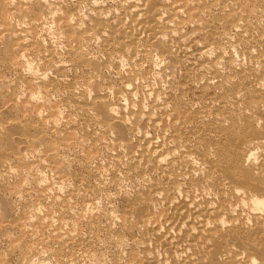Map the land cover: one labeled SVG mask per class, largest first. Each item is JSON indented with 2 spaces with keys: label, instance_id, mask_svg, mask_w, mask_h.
Instances as JSON below:
<instances>
[{
  "label": "rangeland",
  "instance_id": "rangeland-1",
  "mask_svg": "<svg viewBox=\"0 0 264 264\" xmlns=\"http://www.w3.org/2000/svg\"><path fill=\"white\" fill-rule=\"evenodd\" d=\"M46 1L49 3V5H51L50 4V0H46ZM58 1H61V0H58ZM94 1L95 2L97 1L96 3H99L100 5H103L105 8L107 7L106 8V11L109 10L110 12H112V13H110L109 11H107V12H109V14L106 12V14H108L110 16H112V15H118L120 11L123 12L124 7H125V3H126L125 0H81V1L80 0H62L61 2H59V5H58L59 6V9L57 10L58 12L56 11L57 12L56 13L55 11H53L52 13H50L48 15L49 18L46 19L47 20L46 21L47 24H46L45 29L44 28H39V34L42 37V38L40 37L41 40L44 41V43L52 46L53 49L51 47L50 48L52 49V51L54 52L55 55H54V59L51 60L52 62H49L48 63L47 61L35 60V61L32 62L31 65L33 67V70L35 72H37L38 74H42L43 72L48 71V78H54L56 76L55 78L56 79L58 78L57 80L60 82L59 92H56L53 95L54 97L53 96L52 97L54 98L53 99L54 101L60 103V105L59 104H57L58 106L56 105L55 110L58 109L61 112L64 111V113L63 112L62 113L60 112L61 114H59V116H58L59 118L57 120V124H56L57 126L55 125V128L56 129L55 128L54 129H55L56 136L57 135L58 136L60 135L61 138H64L69 133H72V135H70V136L73 137L72 142L74 143V145H73V149L71 151L73 154L70 152V155H69V153H65L63 151L64 150V146L63 145H60L63 142V140L58 141V139H52L54 141H52L51 144H55L56 143V144L60 145L59 148H58V150H60V154L62 156L64 155V159H63L64 162H63V165L61 164V166L65 170L67 169L66 171H68L66 173H65V171H64V173H62V181H61V179H59L60 178L59 176H58L59 178L57 177L58 174L56 175V173H57L55 171L56 169L55 170L53 169L54 170V173H53L52 169L43 167L39 163V161H38V154L45 156L46 154H49L51 152V151L49 152V149L47 148V144H45L43 142L38 143V145H35L34 148L33 147L32 148H29L28 151L26 150L27 152L25 151L26 153L24 152L25 153L24 156H26L25 159H26L27 162L25 161L26 163L20 164V167L19 166H15L14 167L16 170H17V168L19 170L16 171L13 168L15 170L14 171L12 169L14 172L11 170L12 172L10 171L8 173H4V172H1L0 173V206H1L0 207V225H1V227H0V260L1 259L3 260L2 264H42V263L43 264H47V263L48 264H60V263L62 264L61 259H63V260L65 259L64 262L70 261L68 263L66 262L67 264H106V263L107 264H114V263L115 264L116 263L117 264L118 263L119 264H133V262H134V264L135 263L136 264H223L222 262H220L221 260L216 257V254L214 252L215 251L214 249L216 248V246H214V245H216V244H213V243H216V242L220 245V247H222L221 249H223L225 252L228 249H229L228 252L229 251H232V253L230 252V255L231 256H234V257H237V259L236 258L235 259L239 262V264L240 263L241 264H253V260H256V259H252V257L256 258V256L258 257V255H259L260 258L257 259V261H255V264H256V262H257V264H259L258 262H260V264H264V259H263L264 258V256H263L264 255V252L262 250V249H264V247H263L264 246L263 245L264 244L263 243L264 241H262L263 240V237H261L262 235H264V233L262 234L261 232L260 233L257 232L259 226L255 223L254 218L249 213V209L247 211V210H245V208L242 209L243 207L241 208L240 206H237V208H236V206H231L232 204H230V203L232 201L230 202L231 199L229 198L228 193H227V195H225L224 193H222L223 190H219L218 189L220 186H222L221 185V181L220 182H215L216 183V185H215L214 182L212 183V181H211V183H210V181L208 182V180H206L204 178V182L201 183L203 181V179H202L203 177H205L207 174H209V172L216 171L215 169H219V167L217 165L215 166V164H212V163L209 164L207 162V160H206L207 157L205 158L206 151H204V150L201 151L200 150L201 151V153L199 152L201 154L200 155L195 150V148L197 147L196 146L197 135L194 134L190 130V128H189V125L190 124H186L187 127H186L185 124H184V126H182L181 132H183V134L180 132V134H177V136H174V133L172 131L173 129L169 125V124H171L172 119H173L172 118V115H171V109L172 108H171V106H167L166 105L171 100H174V99H175V101L179 100V103H181L179 105H180V107L182 109H186V110L191 111L195 107L196 109H194V111H196L197 115L200 117L202 115V113H203L202 116H204V113H206L208 111H211L212 110L211 108L214 107V104H215V107H216V105L217 106L220 105V101L221 102L223 101L221 104H225V101H227V99H225V97L226 98L229 97L228 100H230V102L232 104V101L231 100H234V97L235 96H240V97L244 98V100H242L241 102H237L238 104L236 103V101H233V102H235L237 106L240 104L238 107L240 109H243L245 107V105H246V101H248V99L250 97L254 96L253 95L254 92L255 93H257V91L259 92L260 89H258V88H261L262 86H264L263 85L264 84V80H263L264 79V71L262 72V70L260 69L261 67H260L259 63L257 62V59L260 58L259 55H261V53L264 56V40H263V45H262V43H260L258 41H254V42H256V43H254V42H252V40L251 41H247L248 43L246 41H238L237 38H236V36L234 34L233 35L235 37L232 35L233 32L230 33L231 31H229V27H227V25L225 26V22L224 21H222V22L220 21V18L227 19L228 17L231 18L230 15L233 16V17H235L236 15L234 16V15H232L230 13V15L226 17L227 13H229V12H226L227 10H225L226 13H224V10H223L222 3L221 2L214 1V0H205L204 2H206V4L208 5L209 9H211V11H210V14L209 15H206L205 16V19L203 18V20H200L199 23H200V26L204 28L203 31H206L208 29V27H207V25H206L205 22H206V20H208V23L210 24L209 25L210 27H209L208 30H209L210 33H213L214 34V36H215L214 43L216 41V44L217 45L214 44V46H213V44L210 42L211 36L208 35L209 32L208 33L206 32V33H204L201 36L198 47H201L202 48L204 44H205L204 47L206 45H211L212 44L211 47H213V51H214V54H212V55H214V57L212 55L211 56L213 58H211V57H209V58H203V57H201V58H203V60H204L203 61L200 58V56H201L200 54L203 53V51L205 49H202L203 51L202 50H200V51L199 50H196L193 47H190V48L187 47V48L184 49V47L183 48H180V46L178 44V40L181 38V36L183 34H187L188 35V34H191L192 32L194 34H196V31H197V24L196 23H193L194 25H192V26H191L192 23L189 24V25H186L184 28L183 27H178L177 28L176 25H174V24L172 25V26H174V30L173 31H169L168 34H166V36L164 37L165 40H164V43L163 44H165V45H163V47H167L168 46L167 48H169V52H171V54H172L173 57H168L167 55L166 56L161 55L160 54V52H161L160 51V48L159 49L158 48L156 49V47L155 48L148 47V51L145 54H141L140 53L139 54L140 55L139 57H138V55H136V58H134L133 63H132V60H130V58L127 57V56H125V55H121L120 54V55H116V57H115V55L111 57V56H109L108 53H105V51L103 52V50L100 49L101 48L100 47L101 40H100V38H97L96 37V38H94L95 40L94 39L91 40L90 43H88L84 47L85 56L88 59H90V61H94L95 60V61L100 62V65H102V66L98 65L97 66V69H96V72H94V74L91 75V76H93V80H91V81L98 82V85L96 87H94L92 85H89V84H91V83H88L90 80L87 82L88 84L85 83L87 80L85 81V79H83V76H81L80 72L77 71L75 68H73L70 65L71 62H68V60L66 62V59H65V56H66L65 55L66 54V51H65L66 44L63 43V42H65V38L62 37L64 35L58 29V26H57L56 22H53V21H55V18L51 16V14L52 15L55 14L53 16L56 17V14L58 15L59 13H61L59 15H64V14H67V12H69V14H71V16H70L71 18L70 19H71V22L72 23H77V24H79V26L81 25L80 26L81 28H84V26L86 28V26H89L90 24H93L94 20L99 19V18H101L103 16L100 12H98L99 10L96 7V3ZM102 2H103V4H102ZM104 3L107 4V5H105ZM120 3L121 4L123 3V4L121 5ZM99 4H97V5H99ZM117 6H119V7H117ZM108 7H109V9H108ZM95 8H97V9H95ZM118 8H120V9H118ZM115 9L117 11H115ZM255 11H256V13H255ZM257 12H258V9L257 10L255 9L253 11V13H251V14H254L255 13V15L256 14L258 15ZM255 15H252L250 17L251 19L249 18L248 20L252 23V25L254 24L253 25L254 28H255L254 31H256V30L258 31V33H255L254 32V34L256 35V37H258L260 35L259 33L262 30L260 28H262V27L264 28V21H262L263 26L262 27H258V26H261L262 25L261 24V20L262 19H260V16H257V15L255 16ZM254 17H256L257 19L256 18L254 19ZM253 20H254V23H253ZM222 23L224 25H222ZM222 26H224V27H222ZM213 29H215V30H213ZM227 30L229 32H227ZM190 31H191V33H189ZM173 32H174V34H173ZM178 32H179V34H178ZM226 32L227 33H230V35H232V37L230 36L231 38H234V39L236 38L235 39L236 41L234 39H231L230 38L231 41L234 44L232 46H235V47H232V46L229 47L230 46L229 43L227 41H225L226 39L224 37H222L225 34L227 35ZM167 38H168V40H167ZM223 38L225 40H223ZM60 40H61V42H60ZM218 43H221V44H218ZM244 43H247V44L244 45ZM249 43H251L250 45H252V47L249 45ZM177 44H178L179 47L177 46ZM258 44H260L261 46L260 45L258 46ZM215 46H217V48ZM221 46H222V48H221ZM218 47H219V50L225 49L223 51L226 54L224 52L222 53L221 52L222 50L220 51L221 53L220 52L217 53L219 51L218 50ZM250 47L253 50H254V48L256 49V47H257V49L254 50L255 52L253 51L255 53V56H254V54L251 56V53L248 50ZM186 49H188V50L190 49V50L188 51ZM216 50H217V52H216ZM244 50H245V52L246 51L247 52L245 53ZM2 51H4V49H2ZM185 51H187V52H185ZM155 53H157V54H155ZM166 53H168V52H166ZM249 54H250V56H249ZM222 56H223V58H222ZM224 56H225V60H228V61H225V60L224 61H221L220 64H223V65H226V66H223V69H222L221 68V65L219 64L220 65L219 68H220V70H223L224 72L226 71L227 74L224 73L223 71H220L222 73H220V75H218V77H217V74L215 72H213V70H209L208 67L209 66L212 67V65L215 64V61L216 60H218V61H216V63L220 62L219 60H223L224 59ZM113 57H115V58H113ZM117 57H118V59H117ZM198 58H200V59H198ZM251 58H253V59H251ZM119 59H121V60H119ZM120 61H122V62H120ZM233 61L234 62H237V63L235 64ZM130 62H131V64H130ZM223 62H225V63H223ZM118 63H119V65H118ZM121 63H123V64L121 65ZM135 63H136V65L134 66ZM210 63H212V64H210ZM238 63H240V64H238ZM54 64L64 65V67L66 66L65 67L66 70H64V72L65 71L66 72L65 73L62 72V74L61 73L60 74H56L55 71H53L52 69H49ZM233 64H234V66H233ZM257 64L259 66H257ZM139 65H140V67H139ZM235 65L237 66V68L235 67ZM201 66H202L203 70H200V69H202V68H200L199 69L200 71H199L197 68H199ZM203 66H205V67H203ZM98 67H99V69H98ZM156 67H158V68H156ZM227 67H228L229 70L227 69ZM235 69H236V71H235ZM97 70H101L100 73ZM206 70L207 71L209 70L208 72H210V73H207ZM26 71H28V70H26V69L23 70L22 68H17V67L11 68V69H7L5 66H3V64H2V62L0 60V98H2L1 99L2 102H4V103L6 102V103L9 104V105L8 104H5L6 106L8 105V107H4L3 108V113L8 110V112H5L4 113L5 116L3 118H4V122L6 120L5 123L7 124V127L9 128V129L7 128L9 130L7 132H10V129H11V131H13V130L16 131V132L13 131L14 137L15 136H20L19 133H17L18 129L12 127L13 124H15V122H17V118L19 116H16V114L19 113L20 111H19V109H17V107H15V106L13 107V103L12 102H14L13 101V99H14V100L17 101V103H22V101H24V99L22 100V97L25 94H26L25 97L28 98V91H29L28 88H29L30 84L28 86H26V84H28V79H29V76H31V73H29V72L26 73ZM195 71H196V73H195ZM228 71H229V73H228ZM251 71H253V72L255 71L254 72L255 75ZM246 72H247V74H246ZM248 73H249V75H248ZM195 74H197V75H195ZM100 75H101V77H100ZM209 75L212 76L211 78L213 80L210 79ZM247 75L251 77V79H249L250 81H247V79L250 78ZM205 76H206V79H205ZM229 76H230V78H229ZM237 76H238V78H237ZM219 77L221 78V80H220ZM215 78L217 80H215V82H213ZM236 78L239 79V80L236 81ZM229 79H231V80L233 79L232 81L233 82L236 81L237 83L236 82H234V83L232 82L233 83L232 84L231 83V80H229ZM243 79H246V80H243ZM255 79H257V80H255ZM72 80L73 81H76L75 82L76 83V86H77L76 87V90L78 91V92L76 91V93L78 95H76L77 97L75 99H73L72 97L69 96L71 90H70V88L68 86V82L69 81H72ZM262 80H263V82H262ZM209 81H210L211 87H210V85L208 83ZM241 82L243 83V85H241L242 84ZM244 82L247 83V84H245ZM228 83H230L231 85L228 84ZM222 84L223 85H225V84L227 85L228 84V85H230V88H229L228 85H227L228 86L227 87L226 85L223 86ZM248 84H249V87H246V85L248 86ZM99 85H101V86H99ZM126 85H128V86H126ZM130 85H132V86H130ZM164 85H165V87H164ZM182 85H183V87H182ZM184 85L187 87V89L185 88ZM219 85H221V86H219ZM250 85H252V88H251ZM258 85H259V87H258ZM125 86L128 88V90L127 89L125 90ZM92 87H94V88H92ZM129 87H133V88H131L132 90H129L130 89ZM218 87H220V88H218ZM245 87H246V89H245ZM110 89L112 91L113 90L114 91L112 92ZM204 89H205V91H203ZM224 89H226V90L223 91ZM159 90H160V92H159ZM251 90L253 91L252 93H251ZM127 91H129V92H127ZM208 91H209V93H207ZM215 91H217V92H215ZM241 91H243L245 93H241ZM131 92H133V93L135 92V94H133ZM150 92H152L154 94L151 93L152 95H150ZM212 92H214V94ZM239 92L241 93V95H239L240 94ZM159 93H161V94H159ZM221 93H223V94H221ZM248 93H249L250 96H248ZM207 94H208L209 97L207 96ZM156 95H157V97H155ZM63 96H64V98H63ZM165 96H168V98H166ZM205 96H206V98H205ZM231 97H233V98H231ZM27 98H25V99H27ZM120 98H122V100ZM245 98L246 99L248 98V99L246 100ZM3 99H7L9 102L7 100H3ZM55 99H57V100H55ZM77 99L78 100H82L83 102H85L87 104L88 115L92 111L90 117L92 118L93 121L95 119L100 118V115L97 112L98 110L95 109V108H97L98 107V104L99 103L101 104V102L105 99V101H103V102H105V103L107 102L108 103L107 105H109L110 107H112V105H113V107L115 108V110L117 109V111H115L116 114H114V116H112V118L110 120V122L112 123V125L110 126V124H102L101 123L100 126L98 124H97L98 125L97 126L96 124H94V122L92 123V121L91 122H87L85 120V117L86 116H83L81 113H75L74 110L72 109L73 108L72 104L74 105V102L73 101H77ZM19 100L21 102H19ZM125 100H126V102H125ZM159 100H162V101L159 102ZM96 101H97V103H96ZM198 101L201 104H199ZM154 102H157V103H154ZM192 102H193V104H191ZM208 102H211V105L213 107ZM230 102L227 101L228 104H230ZM40 103H44V102L41 101ZM125 104H127V106ZM144 104H145V107H144ZM194 104H196V106H194ZM160 106L162 107L161 109H160ZM200 106H202L203 108L200 107ZM116 107H119V108H116ZM159 109H160V111H159ZM199 109H201V110H199ZM40 110L46 111L44 108L43 109H40ZM68 110L71 111L72 113L71 112L69 113ZM31 111H33V110H29L28 112H26V115L25 114L24 115H25V117H27V119L29 121H31V122L34 121L33 122L34 123L33 125H36V124L39 125V124H41L43 122V121H41L40 118H37L36 116L39 117V114H41V115H43V114L47 115L48 114V111H46L47 114L44 111H43V114H42V111H41V113H39L40 111H38V109H35L33 111V113H31ZM154 111H156V112H154ZM249 112L252 113L251 111H248V113ZM7 113H8V116L6 115ZM9 113L10 114H14V115H10ZM65 113H67V115ZM143 113H145V114H143ZM166 113H168L169 115L166 114ZM21 114L22 113L20 112L18 115L21 116ZM45 115H44V117H46ZM60 115L64 116L63 119H62V117ZM116 115H118L119 117H115ZM133 115H135V116H133ZM155 115H156V118H155ZM11 116H13V117H11ZM143 116H145V117H143ZM28 117H30L31 120ZM34 117H35V119L32 120V118H34ZM120 117H121V119H120ZM125 117H126V119H125ZM169 117L172 118V119H169ZM12 118H13V120H12ZM14 118L16 119V121H14ZM149 118L151 119V122L149 121L150 120ZM9 119H11V120H9ZM152 119H153V121H152ZM121 121H123V125H122V122ZM7 122H9V123H7ZM35 122H37V123L35 124ZM124 122L125 123L127 122L126 123L127 126L124 124ZM154 122H157L160 125V128H156L155 129V127L153 126L154 125L153 124ZM0 123L2 124V122H0ZM115 123H116L117 126L115 125ZM119 124H120V126H118ZM69 125H70V127H69ZM101 125H104V126H101ZM107 125H109V126H107ZM161 125H162V127H161ZM114 127L116 129H114ZM118 127H119V129L121 127V129H120L121 131L120 130L117 131V128ZM102 128H104L105 130L102 129ZM108 128L109 129L110 128L111 129L113 128V129L112 130H109ZM169 129H171V130H169ZM165 131H168V132L165 133ZM187 131H188V133H186ZM61 132L62 133L64 132L63 136L61 135ZM119 132H120V134H119ZM124 132H126L125 133V136L126 137L123 136V133ZM127 132H128V134H127ZM7 134H9L8 136L10 138L11 137L10 134H12V132L7 133ZM13 134H12V137H13ZM97 134H99V135H97ZM102 134H104V135H102ZM182 135L183 136L185 135L186 138H185V136L183 137ZM193 135L195 136V138H194ZM98 136L100 137V140H99V137ZM104 136H105V139H104ZM162 136H163V138H162ZM190 136H191V138H189ZM12 137L10 138L11 141H12ZM123 138H126V139H123ZM174 139H175V141H174ZM190 139H192L191 142L189 141ZM97 140L99 142V143L97 142L98 144L95 142ZM102 140H103V142H102ZM112 140H113V142L119 143L121 145V147L123 145L122 148L125 147L127 150L124 148L126 150L125 151V150H123L121 148L120 151H119V153H118L117 150L116 151L115 150L109 151L107 149V146L106 145H108L109 143L110 144L113 143ZM182 140H184V141H182ZM120 141H121V143H120ZM156 142H158V144H159V145L157 144L158 147L155 144ZM175 142H176V145H175ZM185 142L188 143V145L186 144L187 147L184 145ZM5 143L6 142L1 141L0 142V147H4L5 148L7 146V145L6 146L4 145ZM128 143H129V145L131 144L130 145L131 147L129 145H127ZM148 143H149V145H148ZM166 143H167V145H166ZM94 144H95V146H93ZM177 144H178V146H177ZM189 144H191L190 147H189ZM100 145H101V147H100ZM141 145H143V146L141 147ZM193 145H194V147H193ZM85 146H86L87 151L84 148ZM128 147H129V149H128ZM151 147L152 148H155L157 150V154L159 153L158 152L159 150L161 152H163L162 159L159 160V158H155V157H152L153 159L151 157H149V158L147 157V159L145 158L146 157L145 156L146 149L151 148ZM91 148H92V150H91ZM96 148H97L98 151L96 150ZM137 148H139V149H137ZM169 148H170L171 151L169 150ZM174 148L177 151L174 150ZM93 149H94V151H93ZM144 149H145V151H144ZM191 149H193V150L191 151ZM261 150L260 151L257 150L258 153L255 152V153H257L256 156L259 155V154H261ZM90 151H91V153H89ZM121 151H123V153ZM140 151H142L143 153L142 152L140 153ZM172 151H174L175 153L172 152ZM124 152L126 154H124ZM202 152H204V153H202ZM92 153H94L93 155H91L92 158H91V156H87V155L92 154ZM193 153H195V155L199 154V155H197L198 158L196 156L193 157L194 156ZM135 154H136L137 157L135 156ZM166 154L168 156L171 155V157H168L167 158ZM111 155H113L114 158L116 157L118 160L120 158L119 161H121L122 163L120 165H118L120 163L119 161L117 162L118 164L116 162H115L116 164H114V162H113L111 164L113 166V168H112L111 165H110L111 167L106 166V164L108 163L107 160H110V157H113ZM131 155H134L135 158H138L140 160V168L138 166H136L135 169H133L134 167H132L131 169H129V167H131V163H129V161H131V157H132ZM142 155H143V157H142ZM70 156H72V157H70ZM172 156H174V157H172ZM186 156H191V158L193 157L194 160H197V162L196 161L195 162L196 163L199 162V167L197 166L198 164H196V163L193 164V166H195V165L196 166L195 167H192V166L188 165L185 161H183L182 159L185 158ZM259 156L257 157V160H258ZM89 157L91 159H93V160H88ZM36 158H37V162L38 163H36ZM67 158H68V160H67ZM69 158H70V160H69ZM163 158L165 160L164 163H163ZM170 158H173V159H170ZM142 159H143V161H141ZM157 159L161 162V166H160V162ZM167 159L169 160V162H168ZM180 159H181V161H180ZM77 160H79V161H77ZM81 160H84V161L86 160L85 161L86 163L84 161H81ZM30 161H31V164L33 162L34 163L32 164L33 165L32 167H30L31 166L30 165L29 168H28V166H26V165H28L27 163H29ZM173 161H175V164H171ZM73 162H74V164H72ZM75 162L79 166L76 165ZM141 162H143V164ZM165 162H167V163H165ZM181 162L183 163L182 166H181V164H182ZM201 162H203L204 164H202ZM84 163L89 167V170L87 172H85L84 170H82V165L85 166ZM128 163H129V166H128ZM34 164L36 166H34ZM152 164H154V165H152ZM200 164H202V165L200 166ZM96 165H97V167L99 166V169L96 167ZM102 165L103 166H106L107 169H106V167L104 169ZM115 165H117V166H115ZM126 165H127V167H126ZM207 165H210V166L207 167ZM150 166H151V168H150ZM185 166L187 168H185ZM142 167H143V169H142ZM168 167H169L170 170L168 169ZM200 167H202V170L200 169ZM216 167H218V168H216ZM26 168H28V169H26ZM30 168H31V171L29 170ZM95 168H97V169H95ZM127 168H128V172H127ZM206 168L208 170H206ZM136 169L137 170H140V171H137ZM94 170H96V171L98 170L97 173ZM129 170L130 171H133V172L131 173ZM158 170H160V172ZM166 170H168L167 171L168 173L166 172ZM194 170H198V172H196ZM164 171H165V174H164ZM129 172H130V175H129ZM193 172H195L198 175H196V174L194 175ZM51 173H53L54 175L51 174ZM186 173H187V175H186ZM185 175H186L187 178L185 177ZM202 175H203V177H202ZM64 176H65V178H64ZM164 176H166V177H164ZM191 176L192 177L194 176L197 179L194 178V177L192 178ZM197 176H199V177H197ZM18 177H20L19 180H18ZM32 177H34V178H32ZM40 177L42 178L43 181L40 180L41 179ZM53 177H54V179H53ZM77 177H78V179H77ZM140 177H143L146 180H144L143 178H140ZM169 177H171V179ZM180 177H181V179H180ZM182 177H183V179H182ZM25 178H26V180H25ZM79 178H85V179L82 181ZM149 178L151 180H149ZM30 179H31L32 182L30 181ZM196 180H198V181H196ZM21 181H22V183L24 185H21L22 184V183H20ZM24 181H26L25 183H26L27 186L25 185ZM39 181H41V185L42 186L43 185H45V186H48L49 185L48 188H47V191H43L44 188H40V187H42L40 184H38L40 187L37 185V183ZM44 181H45V183H48V184H45ZM190 181H191V183H190ZM13 183H15V185L18 186V190L19 191L17 190V187L16 186H13L12 185ZM42 183H44V184H42ZM57 183L60 184L61 186L58 187L59 185ZM97 183L104 184L103 185V187H104L103 188V191L104 192L102 191L101 194H97L98 196H96L97 197L96 199H99L98 200L99 203L97 202V200H95L96 202L94 201L92 203L91 202H84L83 199L81 198L83 196V194H85V192L87 194V192H88V195L91 196L90 194H92V191H93V184H97ZM150 183L153 186L152 188L150 187L151 186ZM205 183L208 184V185L206 186ZM217 183H218V185H217ZM53 184L54 185L56 184L55 186L57 188H54L53 189V187H55V186H53ZM50 185H52V186H50ZM203 185H204V187H203ZM24 186L27 187V188H25ZM32 187H34L35 189L34 188L32 189ZM49 187H51V189L53 190V192H52V190ZM68 187H71V188L68 189ZM78 187H79V190H78ZM159 187H160V189H159ZM200 187H202V188H200ZM209 187L210 188L212 187V188L210 189ZM58 188H60V189H58ZM23 189H25V190H23ZM153 189H156L157 190V193H154L155 195L154 194L151 195ZM212 189H214L215 191L212 190ZM13 190L15 192H13ZM26 190H28V191H26ZM49 190H51V191H49ZM66 190L69 193L68 192H65ZM77 190L80 191L81 193L80 192H77ZM16 191H18V192H16ZM48 191H49V193H48ZM148 191H150V193ZM211 191H213V192H211ZM56 192H58L57 196H55L56 195ZM82 192H84V193L82 194ZM174 192H176V193L174 194ZM214 192L215 193L218 192V194L220 193L219 195L216 193L218 195L219 199H218V197L216 196V194ZM37 193H39V194H37ZM64 193H65V195H64ZM75 193H76V195H75ZM102 193H103L104 196L102 195ZM145 193H146V196H145ZM35 194H37V196ZM40 194H41V196H40ZM70 194H72L71 195V198H70ZM159 194H162V196H160ZM207 194H208V197H207ZM105 195H108V196H105ZM148 195H150V196L148 197ZM175 195H178V196L175 197ZM45 196L48 197V198H46ZM49 196H50V198H49ZM52 196H53V198H51ZM100 196H101V198H99ZM159 196L162 197V199ZM34 197H36L38 201ZM40 197H42V198H40ZM56 197H57V199H56ZM61 197H62V199H61ZM73 197H74V199H72ZM158 197H159L160 200L157 199ZM224 197H225V199H224ZM53 199H54V201H52ZM75 199H76V201H75ZM55 200H56V202H55ZM60 201H62V202H60ZM66 201H68V202L66 203ZM70 201H72V202H70ZM74 201H75V203H74ZM78 201L80 203L81 202L82 203L80 204ZM225 201H227V202H225ZM57 202H58V204H57ZM49 203L52 204V206L51 205L49 206ZM61 203H63V204H61ZM64 203H66V204H64ZM83 203H84V205H83ZM85 203H86V205H85ZM88 203H90V204H88ZM96 203H98L97 204L98 206L96 205ZM134 203L136 204V207L137 208L138 207L147 206L148 212L151 211L150 213H152V212L155 213V214L152 213L153 214L152 216L155 217V219H156L155 221L156 222L154 220H151V222L153 224L150 222L151 228H150L149 232H146L143 229H136V228L130 227L131 229L128 228L125 231L126 233L123 232L120 235H116V233H115L116 232V229L120 228L119 226L123 222V221L121 222V219L118 220L117 217L120 218L122 215L124 216V214H126V215H129L130 217L132 216V218H133L132 220H137V218H138L137 215H138L139 212H137V210H135L137 208H135V209L132 208V207L135 206ZM150 203H151V205H149V207H148V204H150ZM70 204H71V206H69ZM91 204H93V205H91ZM44 205H46V206L44 207ZM59 205H61V207L63 206L62 208H64V209H62ZM65 205H67L66 208H65ZM87 205H91V207L89 208L91 211H93V210L95 211V210H97V208L100 209L101 211L100 210H97L99 212L95 211L93 213V215H92V212L90 210H89V212L86 211L89 214L91 212V214H90V216L88 215L89 217H86L87 216V214H86L84 216L83 222L86 221V223H87L89 221V223H91V222L98 221V217H96L95 214L96 213H97V215L100 214L102 212V210H103V212H107V213H111V214L113 213L115 215V217L117 216L116 218L111 219L109 221L110 223L109 222H106V221H102V222H100V224L98 226V227H100V230H102V233L106 234V237H102V239L105 238V241L106 242L108 241L107 242V246L105 248H100V249L99 248H94V249L92 248L91 249L92 251L90 250L88 252H85L81 248L80 249L79 248L78 249L76 248V249L70 250V248L68 246H64V245L60 244L59 241L54 240L55 239V236L54 235H55V233L58 232L59 229H60L59 232H62L63 230L68 231L70 229V225L68 224V222H67V225H66L65 218H67V221L69 219L68 214L65 213L66 210L70 212V215L72 217L74 216V218L78 219L79 218L78 215H80L78 213H80L81 210H82L81 212H83L86 209V206ZM209 205L210 206L211 205L214 206L215 211H214V209H211L210 207H208ZM92 206L94 207L93 210H92ZM215 206H217V207H215ZM3 207H5L6 209H4ZM229 207L232 208V209H230ZM234 207L237 210H234L233 209ZM58 208H59V210L60 209L61 210L59 211ZM83 208H85V209H83ZM161 208H162V210L165 208V210H163V212H162L160 210ZM201 208H203V209H201ZM206 208L207 209L210 208L208 210H213L215 212L213 214L216 215V216H213L212 215L213 216V219H210V221H211L212 224L211 225L208 224L209 225V228L207 227V229H209V230H206V233L208 232V234H210L211 236L210 235H207L206 233H200V228L199 227L201 226V222H199L200 219L199 220L196 219L197 211L199 209L201 211H204ZM42 209H44V210L46 209L45 211L48 213V216H46L45 211L42 210ZM48 209H49V212L47 211ZM71 209H72V211H71ZM239 209L242 210V211L244 210L243 212L245 214L242 211H240ZM41 210H42V213H38ZM50 210H52V211H50ZM159 210H160V212H159ZM227 210L228 211H231L230 212L231 215L234 216L235 218L236 217H239V216H241V218L240 217L237 218L236 222L235 221H231L229 219V213H228ZM61 211H63V213H61ZM4 212L7 213V214H5ZM53 212H54V215H53ZM58 212H59V215H60L59 217H58ZM158 212L159 213L162 212L164 214L161 213V215L159 216V213ZM237 212H241V213H238L237 214ZM37 213L39 214V216L37 215ZM35 214L37 215V217H35L36 216ZM42 214H44V215L42 216ZM55 214H56V216H55ZM166 214H167V216H166ZM195 214H196V216H195ZM200 214H202V213H200ZM27 215H29V216H27ZM61 215L64 216V221H63V216H61ZM162 215L164 217H161ZM222 216L224 217V219H223ZM3 217H4V221L2 220ZM52 217H55V218H52ZM91 217H93V218H91ZM200 217L202 218L201 220H203V218H205L204 215H203V217H202V215ZM217 217H220V218L222 217V220H223L222 226H220V227L219 226H216L212 222V220L216 219ZM35 218H36V220H35ZM48 218H49V220H48ZM85 218L86 219L88 218V219L86 220ZM31 219H32L33 222L32 221L28 222V220H31ZM53 219H55L56 221L54 220L55 222H53L52 221ZM243 219H245V220H243ZM18 220H20L21 222L18 221ZM43 220H46L47 222L45 221L46 223H44ZM158 220H160L161 223ZM154 222H155L156 225L154 224ZM233 222L236 223V224H238V223H240V224L234 225ZM55 223L57 224V226L53 225ZM62 223H64L67 226V227H65L66 229H64V226L65 225L62 224ZM241 223H242V225H241ZM45 224H47V225L45 226ZM159 224H160V226H159ZM51 225L54 228H56V229H54V232L55 233L52 230H50L51 229ZM61 225H62V227H61ZM77 225H76V228L77 229L74 230V232L75 231H78V233H79L80 231L82 232L83 229H85V228L86 229L83 230L84 232L81 233L82 235L80 233L78 234L77 232L74 235L76 237H77V235H80L83 238L85 237L84 239H87L90 236L89 235L90 233L88 232V229H89L88 227H90V226L89 225H87V226L85 225L84 228H83L82 224H79L78 227H80V228H78ZM152 225L153 226L155 225V227H153ZM244 225H246V226L243 227ZM27 226L30 227V228L32 227V229H30V228L28 229ZM21 227H22V229H20ZM49 227H50V229H49ZM53 227H52V229H53ZM62 228H63V230H61ZM154 228L156 230L155 233H153ZM27 229H28L29 233H28V231H26ZM37 229L42 230V232H43V230H45V231L42 234H40L39 232H41V231L40 230L37 231ZM151 229H152V231H151ZM232 229H234L236 232H238V235H237V233L234 230L232 231ZM20 230H21L22 233L20 232ZM25 231H26V233H25ZM48 231H50V232H48ZM66 231H64V232H66ZM229 231H230V233H229ZM243 231L244 232L246 231V232L244 233ZM37 232L40 234V236L39 235L37 236V234H36ZM247 232H248V235H246ZM23 233H24V235H23ZM212 233H213V235H212ZM214 233L215 234L217 233L215 236L216 237L218 236L219 238L218 237H217V239L216 238H213V237H215L214 236ZM239 233H241V234H239ZM242 233H243V235H242ZM250 233L252 234V236H251ZM34 234H36V236H34ZM155 234L156 235L158 234V236L152 237V235L154 236ZM229 234H232V236H227ZM253 234H256V235H253ZM258 234H260V235H258ZM25 235H26V237H25ZM41 235L43 236V238H45L44 235H46V238L49 235H51V236L53 235V236L51 237V239H49L50 236H49V238L46 239L49 242L48 243L45 239L42 240V236ZM233 235H236L238 237L234 236V237H236V238H234ZM221 236H223V237H221ZM246 236H249V238L246 237ZM230 237L231 238L233 237V239H231ZM222 238H223V241L224 242L222 241ZM36 239L39 240V241H37ZM235 239L238 240V242H240V243L243 244V246H242V244H240L242 246V249H240L241 246L238 244V242ZM245 240H247V241L245 242ZM33 241H34V244H33ZM36 241L37 242H41V243H37ZM44 241H46L48 243V246L50 248L47 246V243L46 242L44 244ZM211 242H213V243H211ZM221 242H222V244H221ZM235 242L237 243L236 246H235L237 248H236L235 251H233L235 249V247H234ZM251 242H252V244H251ZM56 244H58V245H56ZM237 245H239L240 248ZM252 245H253V247H252ZM261 245H263V246H261ZM244 246L246 247V249H244L245 248ZM261 247H263V248H261ZM238 248H239V250L237 251ZM54 249H56L57 251L54 250ZM97 249H98V253H97ZM101 249H102V251H101ZM260 249L263 252L262 255H261L262 252H260L261 251ZM52 250H54L56 252H54ZM240 250L241 251L244 250L245 253H242ZM256 250H257V252H256ZM249 251H250V253H249ZM252 251H254V253ZM258 251L260 253L258 255H255V252L257 254ZM56 253H57L58 257L56 256ZM98 254H99V256H98ZM214 254H215V256H214ZM104 257H105V259H104ZM135 257L136 258L138 257L137 259H139V261ZM239 257H241V258H239ZM58 258H59V260H58ZM238 258H239V260H238ZM242 258H244V259H242ZM240 259L241 260H244V262L241 261ZM250 260H251V262H250ZM137 262H139V263H137Z\"/></svg>",
  "mask_w": 264,
  "mask_h": 264
},
{
  "label": "bare ground",
  "instance_id": "bare-ground-1",
  "mask_svg": "<svg viewBox=\"0 0 264 264\" xmlns=\"http://www.w3.org/2000/svg\"><path fill=\"white\" fill-rule=\"evenodd\" d=\"M62 1V0H61ZM61 1H58V0H50V4L51 5H49V3L46 1V0H0V60H1V62H2V64H3V66H5L7 69H11V68H15V67H17V68H22L23 70H28V71H26V73H31V76H29V79H28V84H26V86H28L29 84H30V86H29V91H28V98L27 97H25V95L22 97V100L24 99V101H22V103H17V101L16 100H14L13 99V101L15 102H12L13 103V107L15 106V107H17V109H19V111L22 113L21 114V116L20 115H18L19 113H17L16 114V116H19L18 118H17V122H15V124H13V128H17L18 129V131H17V133H19V135L20 136H15L14 137V134H13V131H15V130H13V131H11V129H10V132H12V134H13V137H12V134H10L11 135V137H12V141H11V137L9 138V134H7V133H10V132H7V131H9L8 129V127H7V124L5 123L6 122V120H5V122H4V116H5V112H8V110L7 111H5L4 113H3V108L4 107H8V103H4V102H2L1 101V99L2 98H0V101L2 102H0V122H2V124L0 123V142L1 141H4V142H6L4 145L6 146L5 148L4 147H0V173L1 172H4V173H8V172H10L15 166H19L20 167V164H22V163H26L27 161H26V159H25V157L26 156H24V154L28 151V149L29 148H34L35 147V145H38V143H41V142H43V143H45V144H47V148L49 149V154H46L45 156L44 155H40V154H38V161H39V163L43 166V167H46V168H50V169H52V171H53V173H54V170L57 172L56 173V175H57V177L59 178V179H61V181H62V173H64V171H65V173L66 172H68V171H66L62 166H61V164L63 165V159H64V155L62 156L61 154H60V150H58V148H59V146L60 145H63L64 146V152L65 153H69V155H70V152L72 151V149H73V145H74V143L72 142V139H73V137L72 136H70V135H72V133H67L68 135L66 136V137H64V138H61L60 137V135L58 136H56V134H55V125L57 124V120H58V116H59V114H61L62 112L64 113V111H60V110H55V107H56V105L57 104H59L60 105V103H58V102H56V101H54L53 99V95L56 93V92H59V86H60V82L54 77V78H48V71H45V72H43L42 74H38L37 72H35L34 70H33V67H32V62L33 61H35V60H40V61H47L48 63L49 62H52L51 60H53L54 59V52L52 51V46H50V45H48V44H46V43H44V41H42L41 40V35L39 34V28H44L45 29V27H46V19L47 18H49L48 17V15L50 14V13H52L53 11H57L58 9H59V2H61ZM81 1V0H80ZM205 0H125V7H124V10H123V12L122 11H120L119 12V14L118 15H112V16H110V15H108L109 14V10H107V11H109V12H107L106 11V8L103 6V5H100L99 3H96L95 1V3H96V7L98 8V12H100L103 16L101 17V18H99V19H96V20H94V22H93V24H90L89 26H86V28H85V26H84V28H81L80 26H79V24H77V23H72L71 22V14H69V12H67V14H64V15H59V14H61V13H59L58 15L56 14V17L55 16H53V15H55V14H51V16L52 17H54L55 18V21H53V22H56V24H57V26H58V29L60 30V32L64 35V36H62L61 34V36L63 37V38H65V42H63V43H65L66 44V49H65V51H66V56H65V59H66V62H67V60H68V62H71V66L73 67V68H75L77 71H79L80 72V74H81V76H83V79H85V83H87L89 80L91 81V80H93V76H91V75H93L94 74V72H96V69H97V66L98 65H100V62H98V61H95L94 59V61H90V59H88L86 56H85V52H84V47L88 44V43H90V41L91 40H93L94 38H100V40H101V42H100V49H102L103 50V52L105 51V53H108L109 54V56H114L115 55V57H116V55H125V56H127V57H129L130 58V60H132V63H133V60H134V58H136V55H138V57L140 56L139 54L141 53V54H145L147 51H148V47H152V48H155L156 47V49L158 48H160V54L161 55H164V56H168V57H173L172 56V54H171V52H169V48H167V47H163V45H165V44H163L164 43V37L166 36V34H168V32L169 31H173L174 30V26H172L173 24L174 25H176V27L178 28V27H185L186 25H189V24H191V26L192 25H194L193 23H196L197 24V31H196V34H194L193 32L191 33V31L189 32V33H191V34H183L182 36H181V38L178 40V44H179V46H180V48H183L184 47V49L185 48H187V47H193V48H195L196 50H202V49H205L204 51H203V53H201L200 55V58L201 57H203V58H209V57H211V58H213L214 57V55H212V54H214V51H213V47H211V45L213 44V46H214V44L215 45H217L216 44V41H215V43H214V39H215V36H214V34L213 33H210L209 32V23H208V20H206V25H207V27H208V31L206 30V31H203L204 30V28L203 27H201L200 26V23H199V21L200 20H203V18L205 19V16L206 15H209L210 14V11H211V9H209V7H208V5L206 4V2H204ZM214 1H218V2H221L222 3V7H223V10H224V13H226V12H229V13H227V15H226V17L227 16H229L230 15V13L232 14V15H236L235 17H233V16H231L230 15V17L231 18H227V19H225V18H220V21L222 22V21H224L225 22V26L227 25V27H229V31H231L230 33H232V35L234 34L235 36H236V38H237V40L238 41H251L252 40V42H254V41H258V42H260V43H262V45H263V40H264V28L262 27L263 26V24H262V21H264L263 19H264V0H214ZM100 2V1H99ZM209 2V1H208ZM94 3V4H95ZM93 4V5H94ZM97 4H99V5H97ZM102 4H103V2H102ZM105 4V3H104ZM121 4V3H120ZM123 4V3H122ZM121 4V5H122ZM105 5H107V4H105ZM118 5V4H117ZM57 6V7H56ZM109 6V5H108ZM110 7V6H109ZM109 7H108V9H109ZM117 7H119V6H117ZM97 8H95V9H97ZM211 8V7H210ZM113 9V8H112ZM118 9H120V8H118ZM257 10L258 9V15L257 16H260V19H262L261 20V26H258V27H262V28H260V29H262L261 30V32L259 33L260 35L258 36V37H256V35L254 34V32L255 33H258V31L256 32V31H254V24L252 25V23L248 20L252 15H255V13H256V11H255V13L254 14H251V13H253V11L254 10ZM225 10H227L226 12H225ZM115 11H117L116 9H115ZM119 11V10H118ZM58 12V11H57ZM56 12V13H57ZM65 12V11H64ZM93 12V11H92ZM106 12L108 13V14H106ZM110 13H112V12H110ZM117 13V12H116ZM98 15V14H97ZM255 15V16H256ZM225 16V15H224ZM223 16V17H224ZM77 17V16H76ZM100 17V16H99ZM208 17V16H207ZM256 17H254V19H255ZM251 19V18H250ZM257 19V18H256ZM259 19V20H260ZM78 20V19H77ZM52 21V20H51ZM73 21V20H72ZM93 21V20H92ZM259 22V21H258ZM92 23V22H91ZM253 23H254V20H253ZM260 23V22H259ZM55 24V23H54ZM203 24V23H202ZM212 24V23H211ZM214 24V23H213ZM216 24V23H215ZM258 24V23H257ZM205 25V26H206ZM222 25H224L223 23H222ZM256 25V24H255ZM203 26V25H202ZM52 27V26H51ZM219 27V26H218ZM222 27H224V26H222ZM226 27V28H227ZM219 29V28H218ZM225 29V28H224ZM213 30H215V29H213ZM212 30V31H213ZM220 30V29H219ZM187 31V30H186ZM228 30H227V32H229ZM208 33V35H210L211 36V38H210V42L212 43L211 45H206L205 47H204V45H203V47L201 48V47H198L199 46V41H200V38H201V36L204 34V33ZM225 32V31H224ZM226 32V33H227ZM177 33V32H176ZM183 33V32H182ZM230 33H227V35L225 34H223L224 36H222V37H224L223 38V40H225V41H227L228 43H229V47H231L232 45H234L233 44V42L231 41V39H234V38H231L232 37V35H230ZM173 34H174V32H173ZM178 34H179V32H178ZM207 35V34H206ZM233 35V36H234ZM56 36V35H55ZM217 36V35H216ZM221 36V35H220ZM219 36V37H220ZM231 36V37H230ZM234 36V37H235ZM41 37V38H40ZM206 37V36H205ZM62 38V39H63ZM209 38V37H208ZM231 38V39H230ZM235 38V39H236ZM207 39V38H206ZM234 39V40H235ZM44 40V39H43ZM95 40V39H94ZM167 40H168V38H167ZM176 40V39H175ZM64 41V40H63ZM99 41V40H98ZM236 41V40H235ZM234 41V42H235ZM47 42V41H46ZM60 42H61V40H60ZM174 42V41H173ZM220 42V41H219ZM251 42V43H252ZM93 43V42H92ZM236 43V42H235ZM248 43V42H247ZM247 43H244V45L245 44H247ZM251 43H249V45L251 44ZM254 43H256V42H254ZM178 44H177V46H178ZM209 44V43H208ZM218 44H221V43H218ZM238 44V43H237ZM254 45V44H253ZM260 44H258V46H259ZM178 46V47H179ZM219 46V45H218ZM226 46V45H225ZM251 47H252V45H250ZM256 46V45H255ZM261 46V45H260ZM52 49H51V48ZM62 47V46H61ZM211 47V48H210ZM216 48H217V46H215ZM232 47H235V46H232ZM247 47V46H246ZM249 48L248 50H249V52L251 53V56L254 54V56H255V51L254 50H256L257 49V47H256V49L254 48V50L252 49V48ZM221 48H222V46H221ZM259 48V47H258ZM2 49H4V51H2ZM64 49V48H63ZM183 49V50H184ZM233 49V48H232ZM186 50H188V49H186ZM190 50V49H189ZM188 50V51H189ZM218 50H219V47H218ZM222 50V51H221ZM221 50H219L218 52H217V50H216V52L217 53H219L220 51L223 53L224 51L223 50H225V49H221ZM234 50V49H233ZM254 51V52H253ZM261 51V50H260ZM259 51V52H260ZM100 52V51H99ZM166 52H168V53H166ZM185 52H187V51H185ZM220 52V53H221ZM243 52V51H242ZM244 52H245V50H244ZM247 52V51H246ZM245 52V53H246ZM200 53V52H199ZM216 53V54H217ZM225 53V52H224ZM233 53V52H232ZM261 53V52H260ZM107 54V55H108ZM155 54H157V53H155ZM196 54V53H195ZM226 54V53H225ZM224 54V55H225ZM213 57H212V56ZM233 55V54H232ZM248 55V54H247ZM157 56V55H156ZM163 56V57H164ZM191 56V55H190ZM195 56V55H194ZM216 56V55H215ZM238 56V55H237ZM246 56V55H245ZM249 56H250V54H249ZM98 57V56H97ZM115 57H113V58H115ZM119 57V56H118ZM118 57H117V59H118ZM124 57V56H123ZM126 57V58H127ZM153 57V56H152ZM259 57L260 58H258L257 59V62L259 63V65H260V69L262 70V72L264 71V56L262 55V53H261V55H259ZM62 58V57H61ZM112 58V59H113ZM121 58V57H120ZM158 58V57H157ZM200 58H198V59H200ZM203 58H201V60H203ZM222 58H223V56H222ZM64 59V58H63ZM123 59V58H122ZM149 59V58H148ZM153 59V58H152ZM251 59H253V58H251ZM116 60V59H115ZM119 60H121V59H119ZM118 60V61H119ZM208 60V59H207ZM211 60V59H210ZM225 60V56H224V59L223 60H219L220 62H218V63H216V61H218V60H216L215 61V64L214 65H212V67H210L209 65V67H208V69L209 70H213V72H215L216 74H217V77H218V75H220V73H222V72H220V71H223V70H220V65H221V68L223 69V66H226V65H223V64H220L221 63V61H224ZM240 60V59H239ZM256 60V59H255ZM61 61V60H60ZM125 61V60H124ZM123 61V62H124ZM204 61V60H203ZM225 61H228V60H225ZM62 62V61H61ZM110 62V61H109ZM120 62H122V61H120ZM127 62V61H126ZM207 62V61H206ZM213 62V61H212ZM234 62V61H233ZM46 63V62H45ZM129 63V62H128ZM223 63H225V62H223ZM235 64L237 63V62H234ZM241 63V62H240ZM240 63H238V64H240ZM123 63H121V65H122ZM130 64H131V62H130ZM138 64V63H137ZM140 64V63H139ZM147 64V63H146ZM158 64V63H157ZM163 64V63H162ZM206 64V63H205ZM204 64V65H205ZM210 64H212V63H210ZM220 64V65H219ZM229 64V63H228ZM231 64V63H230ZM49 65V64H48ZM108 65V64H107ZM118 65H119V63H118ZM136 65V63L134 64V66ZM232 65V64H231ZM230 65V66H231ZM246 65V64H245ZM258 64H257V66H259ZM68 66V65H67ZM100 66H102V65H100ZM157 66V65H156ZM159 66V65H158ZM197 66V65H196ZM206 66V65H205ZM205 66H203V67H205ZM233 66H234V64H233ZM66 67V66H65ZM65 67H64V65H58V64H54V65H52L49 69H52L53 71H55V73L56 74H62V72L63 73H65L64 72V70H66L65 69ZM121 67V66H120ZM139 67H140V65H139ZM144 67V66H143ZM229 67V66H228ZM228 67H227V69H228ZM235 67L237 68V66L235 65ZM246 67V66H245ZM68 68V67H67ZM101 68V67H100ZM156 68H158V67H156ZM194 68V67H193ZM200 68H202V66L201 67H199V68H197L198 70L200 69ZM207 68V67H206ZM240 68V67H239ZM98 69H99V67H98ZM117 69V68H116ZM119 69V68H118ZM123 69V68H122ZM205 69V68H204ZM226 69V70H227ZM232 69V68H231ZM48 70V69H47ZM105 70V69H104ZM142 70V69H141ZM194 70V69H193ZM200 70H203V68L202 69H200ZM199 70V71H200ZM208 70V71H209ZM229 70V69H228ZM234 70V69H233ZM245 70V69H244ZM97 71H99V73H100V71L101 70H97ZM120 71V70H119ZM207 71V70H206ZM207 71V73H210V72H208ZM235 71H236V69H235ZM224 72V71H223ZM251 72H253V71H251ZM255 72V71H254ZM253 72V73H254ZM195 73H196V71H195ZM205 73V72H204ZM224 73H226V71L224 72ZM228 73H229V71H228ZM245 73V72H244ZM260 73V72H259ZM123 74V73H122ZM161 74V73H160ZM227 74V73H226ZM225 74V75H226ZM237 74V73H236ZM246 74H247V72H246ZM195 75H197V74H195ZM203 75V74H202ZM223 75V74H222ZM232 75V74H231ZM238 75V74H237ZM245 75V74H244ZM248 75H249V73H248ZM247 75V76H248ZM254 75H255V73H254ZM257 75V74H256ZM263 75V74H262ZM28 76V75H27ZM96 76V75H95ZM120 76V75H119ZM123 76V75H122ZM204 76V75H203ZM216 76V75H215ZM236 76V75H235ZM2 77V76H1ZM100 77H101V75H100ZM147 77V76H146ZM197 77V76H196ZM208 77V76H207ZM209 77H210V79H212L211 77L212 76H210L209 75ZM221 77V76H220ZM219 77V78H220ZM248 77H250V76H248ZM247 77V78H248ZM91 78V79H90ZM99 78V77H98ZM181 78V77H180ZM195 78V77H194ZM202 78V77H201ZM218 78V79H219ZM229 78H230V76H229ZM237 78H238V76H237ZM236 78V81H238L239 79H237ZM246 78V77H245ZM97 79V78H96ZM95 79V80H96ZM205 79H206V76H205ZM241 79V78H240ZM249 79H251V77L250 78H248L247 79V81H250ZM208 80V79H207ZM213 80V79H212ZM215 80H217L216 78L214 79V81L213 82H215ZM220 80H221V78H220ZM229 80H231V79H229ZM228 80V81H229ZM233 80V79H232ZM231 80V83L233 82ZM243 80H246V79H243ZM255 80H257V79H255ZM254 80V81H255ZM261 80V79H260ZM264 80V79H263ZM263 80H262V82H263ZM88 82V83H91V84H89V85H92V86H94V87H96L97 85H98V82H93V81H91V82ZM105 81V80H104ZM145 81V80H144ZM179 81V80H178ZM181 81V80H180ZM202 81V80H201ZM211 81V80H210ZM210 81L208 82L209 83V85H210ZM236 81H234V82H236ZM76 81H69L68 82V86H69V88H70V97H72L73 99H75L77 96L76 95H78L77 93H76V83H75ZM139 82V81H138ZM224 82V81H223ZM222 82V83H223ZM233 82V83H234ZM87 83V84H88ZM157 83V82H156ZM227 83V82H226ZM232 83V84H233ZM237 83V82H236ZM235 83V84H236ZM242 83V82H241ZM245 83V82H244ZM261 83V82H260ZM228 84H230V83H228ZM227 84V85H228ZM240 84V83H239ZM245 84H247V83H245ZM262 84V83H261ZM194 85V84H193ZM223 85V84H222ZM226 85V84H225ZM225 85H223V86H225ZM226 85V86H227ZM231 85V84H230ZM230 85H228L229 86V88H230ZM241 85H243V83L241 84ZM264 85V84H263ZM99 86H101V85H99ZM126 86H128V85H126ZM125 86V90L127 89L128 90V88ZM130 86H132V85H130ZM185 86V85H184ZM208 86V85H207ZM219 86H221V85H219ZM222 86V87H223ZM227 86V87H228ZM233 86V85H232ZM235 86V85H234ZM251 86V88H252V85H250ZM94 87H92V88H94ZM164 87H165V85H164ZM181 87V86H180ZM182 87H183V85H182ZM199 87V86H198ZM209 87V86H208ZM210 87H211V85H210ZM209 87V88H210ZM246 87H249V84H248V86L246 85ZM246 87H245V89H246ZM258 87H259V85H258ZM27 88V87H26ZM102 88V87H101ZM130 89L129 90H132L131 88H133V87H129ZM148 88V87H147ZM185 88L187 89V87L185 86ZM192 88V87H191ZM205 88V87H204ZM216 88V87H215ZM218 88H220V87H218ZM225 88V87H224ZM256 88V87H255ZM38 89V90H37ZM96 89V88H95ZM180 89V88H179ZM200 89V88H199ZM211 89V88H210ZM214 89V88H213ZM258 89H260L259 90V92L257 91V93H255L254 92V96H252V97H250L249 99H248V101H246V105H245V107L243 108V109H240L238 106L240 105H236V103L237 102H241L242 100H244V98H242V97H240V96H235L234 97V100H231L232 101V104H231V102H230V100H228V98L229 97H225V99H227V101H229L230 102V104H228L227 103V101H225V104H221L222 102L220 101V105H216V107H215V104H214V107L211 105V102H208V103H210V105L214 108H211L210 110L211 111H208V112H206V113H204V116H202L203 115V113H202V115L199 117L198 115H197V113H196V111H194V109H196L194 106H196V104H194V109L193 110H191V111H189V110H186V109H182L181 107H180V105L179 104H181V103H179V100H177V101H175V99L174 100H171L170 102L166 99V98H168V96H165L166 98V100L169 102H167L168 104H166L167 106H171V115H172V118H170L169 117V119H172V122H171V124H169L170 126H171V128L173 129L172 131H173V133H174V136H177V134H180V132H181V128H182V126H184V124L186 125V124H190L189 125V128H190V130L194 133V134H196L197 135V139H196V148H195V150L199 153H201V151L202 150H204V151H206V153H205V158L207 157V162L209 163V164H215V166L217 165L218 167H219V169H215L216 171H214V172H209V174H207L205 177H203V175H202V179H203V181L201 182V183H203L204 182V178L206 179V180H208V182L210 181V183H211V181H212V183L214 182V184L216 185V183L215 182H220L221 181V185L222 186H220L218 189L219 190H223V192L222 193H224L225 195H227V193H228V195H229V198L231 199L230 200V204H232L231 206H236V208H237V206H240L242 209H244L245 208V210H247L248 211V209H249V213L251 214V216L254 218V221H255V223L259 226V228H258V233H264V86H262L261 88H258ZM111 90V89H110ZM139 90V89H138ZM182 90V89H181ZM190 90V89H189ZM226 89H224L223 91H225ZM230 90V89H229ZM233 90V89H232ZM231 90V91H232ZM242 90V89H241ZM97 91V90H96ZM112 91V90H111ZM114 91V90H113ZM112 91V92H113ZM153 91V90H152ZM203 91H205V89L203 90ZM212 91V90H211ZM230 91V92H231ZM234 91V90H233ZM244 91V90H243ZM243 91H241V93H245V92H243ZM247 91V90H246ZM249 91V90H248ZM78 92V91H77ZM127 92H129V91H127ZM138 92V91H137ZM136 92V93H137ZM158 92V91H157ZM159 92H160V90H159ZM215 92H217V91H215ZM253 91L251 90V93H252ZM27 93V92H26ZM96 93V92H95ZM102 93V92H101ZM131 93H133V92H131ZM149 93V92H148ZM152 92H150V95H152V94H154V93H152ZM166 93V92H165ZM179 93V92H178ZM185 93V92H184ZM201 93V92H200ZM207 93H209V91L207 92ZM213 94H214V92H212ZM220 93V92H219ZM240 93V92H239ZM241 93L239 94V95H241ZM91 94V93H90ZM94 94V93H93ZM92 94V95H93ZM97 94V93H96ZM133 94H135V92L133 93ZM159 94H161V93H159ZM221 94H223V93H221ZM229 94V93H228ZM231 94V93H230ZM234 94V93H233ZM247 94V93H246ZM63 95V94H62ZM132 95V94H131ZM139 95V94H138ZM158 95V94H157ZM157 95L155 96V97H157ZM170 95V94H169ZM218 95V94H217ZM238 95V94H237ZM243 95V94H242ZM245 95V94H244ZM53 96V97H52ZM65 96V95H64ZM64 96H63V98H64ZM120 96V95H119ZM118 96V97H119ZM159 96V95H158ZM203 96V95H202ZM207 96H208V94H207ZM213 96V95H212ZM211 96V97H212ZM227 96V95H226ZM233 96V95H232ZM247 96V95H246ZM245 96V97H246ZM248 96H250L249 95V93H248ZM105 97V96H104ZM132 97V96H131ZM138 97V96H137ZM173 97V96H172ZM195 97V96H194ZM204 97V96H203ZM209 97V96H208ZM221 97V96H220ZM25 98H27V99H25ZM92 98V97H91ZM111 98V97H110ZM151 98V97H150ZM163 98V97H162ZM205 98H206V96H205ZM204 98V99H205ZM216 98V97H215ZM231 98H233V97H231ZM230 98V99H231ZM9 99V98H8ZM121 100H122V98H120ZM156 99V98H155ZM154 99V100H155ZM160 99V98H159ZM173 99V98H172ZM180 99V98H179ZM208 99V98H207ZM211 99V98H210ZM223 99V98H222ZM3 100H7V99H3ZM55 100H57V99H55ZM64 100V99H63ZM98 100V99H97ZM100 100V99H99ZM8 101V100H7ZM44 102V103H40V102ZM91 101V100H90ZM103 101H105V99L103 100ZM101 102V104L99 103L98 104V107L97 108H95V109H97L98 111V113H99V115H100V118H98V119H95L94 121L92 120V118L90 117V115H91V113H92V111H91V113H89V115H88V109H87V104L85 103V102H83L82 100H78L77 99V101H73L74 102V105L72 104V106H73V110H74V112L75 113H81L83 116H86L85 117V120L87 121V122H91L92 121V123L94 122V124H98L99 126H100V124L102 123V124H110V126L112 125V123L110 122V120H111V118H112V116H114V114H116V112L115 111H117V109L115 110V108L113 107V105H112V107H110L109 105H107L108 103L106 102ZM140 101V100H139ZM157 101V100H156ZM162 100H159V102H161ZM233 101H236V103L235 102H233ZM9 102V101H8ZM19 102H21L20 100H19ZM109 102V101H108ZM125 102H126V100H125ZM141 102V101H140ZM153 102V101H152ZM165 102V101H164ZM205 102V101H204ZM215 102V101H214ZM96 103H97V101H96ZM117 103V102H116ZM154 103H157V102H154ZM190 103V102H189ZM198 103H199V101H198ZM207 103V104H208ZM217 103V102H216ZM245 103V102H244ZM5 104H8L7 106L5 105ZM129 104V103H128ZM153 104V103H152ZM163 104V103H162ZM191 104H193V102L191 103ZM199 104H201V103H199ZM205 104V103H204ZM219 104V103H218ZM238 104V103H237ZM126 106H127V104H125ZM136 105V104H135ZM198 105V104H197ZM236 105V106H235ZM242 105V104H241ZM58 106V105H57ZM97 106V105H96ZM122 106V105H121ZM137 106V105H136ZM163 106V105H162ZM166 106V107H167ZM190 106V105H189ZM206 106V105H205ZM243 106V105H242ZM67 107V106H66ZM144 107H145V104H144ZM192 107V108H193ZM198 107V106H197ZM200 107H202V106H200ZM241 107V106H240ZM45 109L46 111H48V114H47V112L46 111H44V112H46V114L47 115H45V114H43V111L42 110H40V109ZM89 108V107H88ZM94 108V107H93ZM116 108H119V107H116ZM124 108V107H123ZM136 108V107H135ZM162 107L160 106V109H161ZM165 108V107H164ZM169 108V107H168ZM167 108V109H168ZM187 108V107H186ZM199 108V107H198ZM203 108V107H202ZM35 109H38V111H40L39 113H41V111H42V114L43 115H41V114H39V117L38 116H36L37 118H40L41 119V121H43L41 124H36L37 122H35V124L36 125H33L34 123V121H29L28 119H27V117H25V115H26V112H28L29 110H35ZM62 109V108H61ZM92 109V108H91ZM90 109V110H91ZM129 109V108H128ZM148 109V108H147ZM146 109V110H147ZM160 109H159V111H160ZM170 109V108H169ZM191 109V108H190ZM208 109V108H207ZM66 110V109H65ZM199 110H201V109H199ZM209 110V109H208ZM33 111H31V113H33ZM37 111V110H36ZM67 111V110H66ZM94 111V110H93ZM148 111V110H147ZM170 111V110H169ZM203 111V110H202ZM205 111V110H204ZM248 111H251L252 113H248ZM61 112V113H60ZM68 112L70 113L71 111H69L68 110ZM154 112H156V111H154ZM167 112V111H166ZM4 115H3V114ZM72 113V112H71ZM2 114V115H1ZM10 114V113H9ZM25 114V115H24ZM66 115H67V113H65ZM143 114H145V113H143ZM160 114V113H159ZM166 114H168V113H166ZM7 116H8V113L6 114ZM10 115H14V114H10ZM9 115V116H10ZM33 115V114H32ZM44 115L46 116V117H44ZM64 115V114H63ZM69 115V114H68ZM169 115V114H168ZM2 116V117H1ZM61 117H62V119H63V117L65 116H62V115H60ZM133 116H135V115H133ZM166 116V115H165ZM11 117H13V116H11ZM33 117V116H32ZM115 117H119L118 115H116ZM143 117H145V116H143ZM154 117V116H153ZM168 117V116H167ZM7 118V117H6ZM28 118H30V117H28ZM151 118V117H150ZM149 118V119H150ZM155 118H156V115H155ZM162 118V117H161ZM164 118V117H163ZM35 119V117L34 118H32V120H34ZM67 119V118H66ZM65 119V120H66ZM115 119V118H114ZM120 119H121V117H120ZM124 119V118H123ZM125 119H126V117H125ZM129 119V118H128ZM9 120H11V119H9ZM12 120H13V118H12ZM30 120H31V118H30ZM38 120V119H37ZM36 120V121H37ZM159 120V119H158ZM14 121H16V119L14 118ZM118 121V120H117ZM127 121V120H126ZM150 122H151V119L149 120ZM148 121V122H149ZM152 121H153V119H152ZM161 121V120H160ZM170 121V120H169ZM4 122V123H3ZM11 122V121H10ZM62 122V121H61ZM100 122V123H99ZM113 122V121H112ZM122 122V125H123V121H121ZM130 122V121H129ZM159 122V121H158ZM7 123H9V122H7ZM40 123V122H39ZM60 123V122H59ZM68 123V122H67ZM119 123V122H118ZM127 123V122H126ZM125 122H124V124L127 126V124H126ZM161 123V122H160ZM6 124V125H5ZM141 124V123H140ZM151 124V123H150ZM154 125V127H155V129L156 128H160V125L157 123V122H154L153 123ZM162 124V123H161ZM9 125V124H8ZM11 125V124H10ZM71 125V124H70ZM70 125H69V127H70ZM97 125V126H98ZM115 125H116V123H115ZM57 126V125H56ZM62 126V125H61ZM101 126H104V125H101ZM107 126H109V125H107ZM117 126V125H116ZM115 126V127H116ZM118 126H120V124L118 125ZM114 127V129H116ZM123 127V126H122ZM140 127V126H139ZM161 127H162V125H161ZM186 127H187V125H186ZM8 128V129H7ZM12 128V129H13ZM55 128V129H54ZM59 128V127H58ZM100 128V127H99ZM16 129V130H17ZM101 129V128H100ZM102 129H104V128H102ZM107 129V128H106ZM109 129V128H108ZM113 129V128H112ZM111 128L109 129V130H112ZM120 129H121V127H120ZM119 129V127L117 128V131L118 130H120ZM188 129V128H187ZM186 129V130H187ZM105 130V129H104ZM159 130V129H158ZM163 130V129H162ZM169 130H171V129H169ZM168 130V131H169ZM185 130V129H184ZM72 131V130H71ZM91 131V130H90ZM121 131V130H120ZM141 131V130H140ZM147 131V130H146ZM168 131H165V133H167ZM16 132V131H15ZM14 132V133H15ZM104 132V131H103ZM114 132V131H113ZM137 132V131H136ZM190 132V131H189ZM105 133V132H104ZM125 133L126 132H124L123 133V136H125ZM182 134H183V132H181ZM186 133H188V131L186 132ZM191 133V132H190ZM189 133V134H190ZM63 134H64V132L62 133L61 132V135L63 136ZM119 134H120V132H119ZM127 134H128V132H127ZM185 134V133H184ZM97 135H99V134H97ZM102 135H104V134H102ZM148 135V134H147ZM186 135V134H185ZM184 135V136H185ZM96 136V135H95ZM158 136V135H157ZM166 136V135H165ZM170 136V135H169ZM179 136V135H178ZM181 136V135H180ZM183 136V135H182ZM183 136V137H184ZM188 136V135H187ZM194 136V135H193ZM99 137V136H98ZM113 137V136H112ZM126 137V136H125ZM129 137V136H128ZM149 137V136H148ZM145 138V137H144ZM159 138V137H158ZM161 138V137H160ZM162 138H163V136H162ZM165 138V137H164ZM168 138V137H167ZM172 138V137H171ZM185 138H186V136H185ZM189 138H191V136L189 137ZM194 138H195V136H194ZM8 139V140H7ZM52 139H58V141H60V140H63V142L60 144V145H58V144H51L52 143V141H54V140H52ZM104 139H105V136H104ZM108 139V138H107ZM123 139H126V138H123ZM170 139V138H169ZM176 139V138H175ZM175 139H174V141H175ZM182 139V138H181ZM180 139V140H181ZM90 140V139H89ZM93 140V139H92ZM99 140H100V137H99ZM159 140V139H158ZM167 140V139H166ZM195 140V139H194ZM74 141V140H73ZM81 141V140H80ZM106 141V140H105ZM128 141V140H127ZM156 141V140H155ZM169 141V140H168ZM177 141V140H176ZM182 141H184V140H182ZM181 141V142H182ZM190 142L192 141V139H190L189 140ZM96 143L98 142V140L97 141H95ZM102 142H103V140H102ZM108 142V141H107ZM106 142V143H107ZM112 142H113V140H112ZM165 142V141H164ZM170 142V141H169ZM188 142V141H187ZM187 142H185L184 143V145L186 146V144L188 145V143ZM90 143V142H89ZM99 143V142H98ZM97 143V144H98ZM105 143V142H104ZM109 143V142H108ZM120 143H121V141H120ZM124 143V142H123ZM152 143V142H151ZM154 143V142H153ZM160 143V142H159ZM179 143V142H178ZM9 144V145H8ZM87 144V143H86ZM96 144V145H97ZM139 144V143H138ZM156 144V146H157V144H158V142H156L155 143ZM163 144V143H162ZM169 144V143H168ZM193 144V143H192ZM2 145V144H1ZM42 145V144H41ZM106 145V144H105ZM127 145H129V143L127 144ZM131 145V144H130ZM129 145V146H130ZM148 145H149V143H148ZM152 145V144H151ZM154 145V144H153ZM159 145V144H158ZM166 145H167V143H166ZM171 145V144H170ZM174 145V144H173ZM172 145V146H173ZM175 145H176V142H175ZM174 145V146H175ZM190 145L191 144H189V147H190ZM195 145V144H194ZM194 145H193V147H194ZM3 146V145H2ZM93 146H95V144L93 145ZM107 146V149L109 150V151H111V150H117L118 151V153H119V151H120V149L123 147V145H122V147H121V145L119 144V143H116V142H113V143H109L108 145H106ZM125 146V145H124ZM143 145H141V147H142ZM155 146V147H156ZM177 146H178V144H177ZM182 146V145H181ZM184 146V147H185ZM83 147V146H82ZM100 147H101V145H100ZM131 147V146H130ZM139 147V146H138ZM158 147V146H157ZM160 147V146H159ZM162 147V146H161ZM164 147V146H163ZM166 147V146H165ZM176 147V146H175ZM187 147V146H186ZM42 148V147H41ZM79 148V147H78ZM85 149H86V146L84 147ZM125 148V147H124ZM124 148H122L123 150H125ZM83 149V148H82ZM128 149H129V147H128ZM137 149H139V148H137ZM162 149V148H161ZM181 149V148H180ZM262 149V150H261ZM27 150V151H26ZM58 150V151H57ZM91 150H92V148H91ZM96 150H97V148H96ZM127 150V149H126ZM125 150V151H126ZM159 150V149H158ZM168 150V149H167ZM169 150H170V148H169ZM174 150H176L175 148H174ZM184 150V149H183ZM190 150V149H189ZM193 149H191V151H192ZM201 150V151H200ZM257 150L258 151H260L261 150V154H259V155H257L256 156V154L258 153L257 152ZM26 151V152H25ZM40 151V150H39ZM86 151H87V149H86ZM89 151V150H88ZM93 151H94V149H93ZM92 151V152H93ZM98 151V150H97ZM139 151V150H138ZM144 151H145V149H144ZM171 151V150H170ZM177 151V150H176ZM180 151V150H179ZM195 151V152H196ZM25 152V153H24ZM37 152V151H36ZM42 152V151H41ZM74 152V151H73ZM96 152V151H95ZM94 152V153H95ZM122 153H123V151H121ZM120 152V153H121ZM142 151H140V153H141ZM159 153L157 154V150L155 149V148H148V149H146V151H145V158L147 159V157L149 158V157H155V158H159V160L160 159H162V156H163V152H161L160 150L158 151ZM172 152H174V151H172ZM255 152H257V153H255ZM72 153V152H71ZM79 153V152H78ZM83 153V152H82ZM89 153H91V151L89 152ZM94 153H92V154H89V155H87V156H91V155H93ZM97 153V152H96ZM95 153V154H96ZM116 153V152H115ZM143 153V152H142ZM171 153V152H170ZM175 153V152H174ZM177 153V152H176ZM179 153V152H178ZM199 153V154H200ZM202 153H204V152H202ZM73 154V153H72ZM75 154V153H74ZM85 154V153H84ZM124 154H126L125 152H124ZM132 154V153H131ZM168 154V153H167ZM166 154V156H167V158L168 157H171V155H167ZM173 154V153H172ZM186 154V153H185ZM189 154V153H188ZM194 154V156L193 157H197V155H199V154H197V155H195V153H193ZM122 155V154H121ZM176 155V154H175ZM174 155V156H175ZM192 155V154H191ZM201 155V154H200ZM66 156V155H65ZM77 156V155H76ZM84 156V155H83ZM95 156V155H94ZM108 156V155H107ZM111 156H113V155H111ZM132 157H131V161H129V163H131V167H129V169H131L132 167H134L133 169H135V167L136 166H138L139 168H140V160L138 159V158H135L134 157V155H131ZM135 156H136V154H135ZM174 156H172V157H174ZM179 156V155H178ZM256 156V157H255ZM259 156V158H258V160H257V157ZM70 157H72V156H70ZM123 157V156H122ZM121 157V158H122ZM137 157V156H136ZM142 157H143V155H142ZM177 157V156H176ZM183 157V156H182ZM193 157L191 158V156H186L185 158H183L182 160L183 161H185L188 165H190V166H192V167H195V166H193V164H195L196 162H197V160H194L193 159ZM35 158V157H34ZM33 158V159H34ZM91 158H92V156H91ZM90 157H89V159L88 160H93V159H91ZM99 158V157H98ZM141 158V157H140ZM198 158V157H197ZM86 159V158H85ZM96 159V158H95ZM125 159V158H124ZM130 159V158H129ZM153 159V158H152ZM166 159V158H165ZM170 159H173V158H170ZM196 159V158H195ZM201 159V158H200ZM66 160V159H65ZM67 160H68V158H67ZM69 160H70V158H69ZM87 160V161H88ZM119 160H120V158H119ZM116 157L114 158V156L113 157H110V160H107L108 161V163L106 164V166H109V167H111L112 165V163L114 162V164H116L118 161H119ZM149 160V159H148ZM158 160V159H157ZM158 160V161H159ZM168 160V159H167ZM205 160V161H206ZM12 161V162H11ZM26 161V162H25ZM77 161H79V160H77ZM81 161H84V160H81ZM86 161V160H85ZM84 161V162H85ZM97 161V160H96ZM141 161H143V159L141 160ZM164 158H163V163H164ZM180 161H181V159H180ZM196 161V162H195ZM67 162V161H66ZM116 162V163H115ZM120 163L118 164V165H120L122 162L121 161H119ZM154 162V161H153ZM160 162V161H159ZM168 162H169V160H168ZM206 162V163H207ZM250 162V163H249ZM30 163V164H29ZM29 163H27L28 165H26V166H28V168H29V166L30 167H32L33 165V163L31 164V161L29 162ZM36 163H38L37 162V158H36ZM81 163V162H80ZM86 163V162H85ZM84 163V164H85ZM89 163V162H88ZM129 163H128V166H129ZM142 164H143V162H141ZM146 163V162H145ZM149 163V162H148ZM165 163H167V162H165ZM182 163V162H181ZM202 164H204L203 162H201ZM205 163V164H206ZM249 163V164H248ZM72 164H74V162L72 163ZM75 164H76V162H75ZM158 164V163H157ZM171 164H175V161H173ZM196 164H198L197 166L199 167V162L198 163H196ZM202 164H200V166L202 165ZM248 164V165H247ZM76 165H78V164H76ZM111 165V166H110ZM152 165H154V164H152ZM163 165V164H162ZM183 165V163L181 164V166ZM34 166H36L35 164H34ZM60 166V167H59ZM79 166V165H78ZM81 166V165H80ZM95 166V165H94ZM103 166V165H102ZM106 166H103V168L105 169V167ZM115 166H117V165H115ZM124 166V165H123ZM142 166V165H141ZM145 166V165H144ZM159 166V165H158ZM160 166H161V162H160ZM164 166V165H163ZM175 166V165H174ZM173 166V167H174ZM187 166V165H186ZM185 166V168H187ZM204 166V165H203ZM210 165H207V167H209ZM96 167H97V165H96ZM125 167V166H124ZM126 167H127V165H126ZM177 167V166H176ZM218 167H216V168H218ZM28 168H26V169H28ZM76 168V167H75ZM98 169H99V166L97 167ZM97 168H95V169H97ZM112 168H113V166H112ZM150 168H151V166H150ZM159 168V167H158ZM197 168V167H196ZM15 169V168H14ZM13 169V170H14ZM54 169V170H53ZM79 169V168H78ZM101 169V168H100ZM106 169H107V167H106ZM132 169V170H133ZM142 169H143V167H142ZM168 169H169V167H168ZM181 169V168H180ZM200 169L202 170V167H200ZM12 170V171H13ZM16 170V169H15ZM14 170V171H15ZM17 170H19L18 168H17ZM16 170V171H17ZM30 171H31V168L29 169ZM82 170H84L85 172H87L88 170H89V167L85 164V166H83L82 165ZM137 170V169H136ZM135 170V171H136ZM150 170V169H149ZM165 170V169H164ZM170 170V169H169ZM175 170V169H174ZM188 170V169H187ZM199 170V169H198ZM198 170H194V171H196V172H198ZM204 170V169H203ZM206 170H208L207 168H206ZM11 171V172H12ZM13 171V172H14ZM28 171V170H27ZM92 171V170H91ZM94 171H96V170H94ZM98 171V170H97ZM97 171H96V173H97ZM126 171V170H125ZM130 171V170H129ZM137 171H140V170H137ZM147 171V170H146ZM159 172H160V170H158ZM157 171V172H158ZM168 170H166V172H167ZM193 171V170H192ZM21 172V171H20ZM29 172V171H28ZM100 172V171H99ZM127 172H128V168H127ZM131 173L133 172V171H130ZM130 172H129V175H130ZM150 172V171H149ZM148 172V173H149ZM158 172V173H159ZM173 172V171H172ZM180 172V171H179ZM187 172V171H186ZM201 172V171H200ZM199 172V173H200ZM208 172V171H207ZM16 173V172H15ZM53 173H51V174H53ZM77 173V172H76ZM135 173V172H134ZM137 173V172H136ZM168 173V172H167ZM194 173V175L196 174L195 172H193ZM202 173V172H201ZM19 174V173H18ZM46 174V173H45ZM91 174V173H90ZM153 174V173H152ZM164 174H165V171H164ZM163 174V175H164ZM185 174V173H184ZM189 174V173H188ZM21 175V174H20ZM54 175V174H53ZM55 175V176H56ZM68 175V174H67ZM66 175V176H67ZM78 175V174H77ZM92 175V174H91ZM118 175V174H117ZM133 175V174H132ZM138 175V174H137ZM146 175V174H145ZM162 175V176H163ZM183 175V174H182ZM186 175H187V173H186ZM186 175H185V177H186ZM196 175H198V174H196ZM201 175V174H200ZM23 176V175H22ZM54 176V177H55ZM135 176V175H134ZM149 176V175H148ZM181 176V175H180ZM184 176V175H183ZM189 176V175H188ZM21 177V176H20ZM20 177H18V180L20 179ZM49 177V176H48ZM52 177V176H51ZM54 177H53V179H54ZM80 177V176H79ZM82 177V176H81ZM103 177V176H102ZM147 177V176H146ZM145 177V178H146ZM155 177V176H154ZM164 177H166V176H164ZM179 177V176H178ZM192 177V176H191ZM194 177V176H193ZM192 177V178H193ZM197 177H199V176H197ZM32 178H34V177H32ZM31 178V179H32ZM41 178V177H40ZM64 178H65V176H64ZM76 178V177H75ZM140 178H143V177H140ZM151 178V177H150ZM149 178V180H151ZM159 178V177H158ZM170 179H171V177H169ZM174 178V177H173ZM187 178V177H186ZM194 178H196V177H194ZM201 178V177H200ZM31 179H30V181H31ZM67 179V178H66ZM77 179H78V177H77ZM79 179H81L82 181L85 179V178H79ZM104 179V178H103ZM144 179V178H143ZM176 179V178H175ZM180 179H181V177H180ZM182 179H183V177H182ZM197 179V178H196ZM25 180H26V178H25ZM35 180V179H34ZM40 180H42V178L40 179ZM49 180V179H48ZM51 180V179H50ZM69 180V179H68ZM144 180H146V179H144ZM148 180V179H147ZM161 180V179H160ZM177 180V179H176ZM23 181V180H22ZM22 181L20 182V183H22ZM43 181V180H42ZM46 181V180H45ZM45 181H44V183H45ZM127 181V180H126ZM158 181V180H157ZM172 181V180H171ZM183 181V180H182ZM196 181H198V180H196ZM201 181V180H200ZM26 181H24V183H25ZM32 182V181H31ZM35 182V181H34ZM49 182V181H48ZM99 182V181H98ZM179 182V181H178ZM185 182V181H184ZM194 182V181H193ZM206 182V181H205ZM30 183V182H29ZM36 183V182H35ZM44 183H42V184H44ZM157 183V182H156ZM186 183V182H185ZM190 183H191V181H190ZM189 183V184H190ZM200 183V182H199ZM200 183V184H201ZM38 184H40L41 185V181H39L38 183H37V185ZM45 184H48V183H45ZM51 184V183H50ZM58 184V183H57ZM72 184V183H71ZM151 184V183H150ZM182 184V183H181ZM196 184V183H195ZM206 184V183H205ZM13 186H16L17 187V190H18V186L17 185H15V183H13L12 184ZM21 185H24L23 183L21 184ZM25 185H26V183H25ZM34 185V184H33ZM36 185V186H37ZM56 185V184H55ZM54 184H53V186H55ZM59 186L58 187H60L61 185L60 184H58ZM63 185V184H62ZM67 185V184H66ZM90 185V184H89ZM103 185L104 184H101V183H97V184H93V191H92V194H90L91 196H89L88 195V192H87V194H86V192H85V194H83L84 192H82V194H83V196L81 197L82 199H83V201L84 202H94L95 200H97V202H98V200L99 199H96L97 197L96 196H98L97 194H101V192L103 191ZM194 185V184H193ZM208 184H206V186H207ZM212 185V184H211ZM217 185H218V183H217ZM12 186V187H13ZM27 186V185H26ZM35 186V185H34ZM39 186V185H38ZM42 186V185H41ZM49 186V185H48ZM48 186H45V185H43L42 187H40V188H44L43 189V191H47V188H48ZM50 186H52V185H50ZM64 186V185H63ZM72 186V185H71ZM156 186V185H155ZM198 186V185H197ZM15 187V188H16ZM23 187V186H22ZM25 187V186H24ZM31 187V186H30ZM77 187V186H76ZM83 187V186H82ZM106 187V186H105ZM116 187V186H115ZM151 188L153 187L152 186V184H151V186H150ZM171 187V186H170ZM203 187H204V185H203ZM217 187V186H216ZM14 188V189H15ZM25 188H27V187H25ZM29 188V187H28ZM34 187H32V189H33ZM50 189H51V187H49ZM54 188H57L56 186L55 187H53V189ZM67 188V187H66ZM69 188H71V187H68V189ZM150 188V189H151ZM155 188V187H154ZM158 188V187H157ZM165 188V187H164ZM174 188V187H173ZM200 188H202V187H200ZM210 188V187H209ZM208 188V189H209ZM212 188V187H211ZM210 188V189H211ZM12 189V188H11ZM35 189V188H34ZM58 189H60V188H58ZM57 189V190H58ZM81 189V188H80ZM85 189V188H84ZM88 189V188H87ZM159 189H160V187H159ZM166 189V188H165ZM215 189V188H214ZM214 189H212V190H214ZM217 189V190H218ZM23 190H25V189H23ZM52 190V189H51ZM51 190H49V191H51ZM78 190H79V187H78ZM77 190V192H80V191H78ZM168 190V189H167ZM216 190V191H217ZM9 191V190H8ZM19 191V190H18ZM18 191H16V192H18ZM26 191H28V190H26ZM49 191H48V193H49ZM56 191V190H55ZM59 191V190H58ZM70 191V190H69ZM89 191V190H88ZM151 191V190H150ZM150 191H148L149 193H150ZM170 191V190H169ZM215 191V190H214ZM13 192H15L14 190H13ZM30 192V191H29ZM35 192V191H34ZM37 192V191H36ZM40 192V191H39ZM52 192H53V190H52ZM65 192H68L67 190L65 191ZM75 192V191H74ZM76 192V193H77ZM104 192V191H103ZM141 192V191H140ZM173 192V191H172ZM198 192V191H197ZM205 192V191H204ZM203 192V193H204ZM211 192H213V191H211ZM221 192V191H220ZM25 193V192H24ZM28 193V192H27ZM44 193V192H43ZM69 193V192H68ZM71 193V192H70ZM76 193H75V195H76ZM81 193V192H80ZM106 193V192H105ZM154 193H157V190L156 189H153L152 190V193H151V195L152 194H154ZM166 193V192H165ZM176 192H174V194H175ZM179 193V192H178ZM215 193V192H214ZM217 194H218V192H216ZM215 193V194H216ZM37 194H39V193H37ZM37 194H35L36 196H37ZM57 194H58V192H56V195L55 196H57ZM67 194V193H66ZM73 194V193H72ZM72 194H70V198H71V195ZM141 194V193H140ZM172 194V193H171ZM216 194V196L218 197V195L220 194H218L217 195ZM5 195V194H4ZM43 195V194H42ZM47 195V194H46ZM64 195H65V193H64ZM80 195V194H79ZM93 195V196H92ZM102 195H103V193H102ZM155 195V194H154ZM160 196H162V194H159ZM40 196H41V194H40ZM48 196V195H47ZM67 196V195H66ZM104 196V195H103ZM105 196H108V195H105ZM112 196V195H111ZM145 196H146V193H145ZM150 195H148V197H149ZM159 196V197H160ZM176 196H178V195H175V197ZM183 196V195H182ZM213 196V195H212ZM221 196V195H220ZM224 196V195H223ZM46 197V196H45ZM44 197V198H45ZM65 197V196H64ZM76 197V196H75ZM147 197V198H148ZM155 197V196H154ZM159 197L157 198V199H159ZM181 197V196H180ZM207 197H208V194H207ZM215 197V196H214ZM227 197V196H226ZM34 198H36V197H34ZM40 198H42V197H40ZM46 198H48V197H46ZM45 198V199H46ZM49 198H50V196H49ZM51 198H53V196L51 197ZM99 198H101V196L99 197ZM109 198V197H108ZM146 198V199H147ZM156 198V197H155ZM161 199H162V197H160ZM228 198V197H227ZM226 198V199H227ZM56 199H57V197H56ZM61 199H62V197H61ZM72 199H74V197L72 198ZM187 199V198H186ZM218 199H219V197H218ZM223 199V198H222ZM224 199H225V197H224ZM36 200H37V198H36ZM47 200V199H46ZM49 200V199H48ZM68 200V199H67ZM71 200V199H70ZM78 200V199H77ZM160 200V199H159ZM164 200V199H163ZM189 200V199H188ZM228 200V199H227ZM38 201V200H37ZM52 201H54V199L52 200ZM69 201V200H68ZM68 201H66V203L68 202ZM75 201H76V199H75ZM75 201H74V203H75ZM81 201V200H80ZM194 201V200H193ZM55 202H56V200H55ZM60 202H62V201H60ZM70 202H72V201H70ZM79 202V201H78ZM96 202V201H95ZM225 202H227V201H225ZM229 202V201H228ZM66 203H64V204H66ZM80 203V202H79ZM82 203V202H81ZM80 203V204H81ZM99 203V202H98ZM98 203H96V205L98 204ZM165 203V202H164ZM221 203V202H220ZM57 204H58V202H57ZM61 204H63V203H61ZM69 204V203H68ZM72 204V203H71ZM71 204L69 205V206H71ZM88 204H90V203H88ZM135 204V203H134ZM140 204V203H139ZM147 204V203H146ZM173 204V203H172ZM215 204V203H214ZM225 204V203H224ZM52 206V204H50L49 203V206ZM56 205V204H55ZM83 205H84V203H83ZM85 205H86V203H85ZM91 205H93V204H91ZM91 205H87L86 206V209L85 208H83V209H85L83 212H81L80 211V213H78V214H80V215H78L79 216V218L78 219H76V218H74V216L72 217L71 215H70V212L69 211H67L66 210V212L65 213H67L68 214V217H69V219H68V221H67V218H65V220H66V225H67V222H68V224L70 225V229L68 230V231H66V230H63V228L61 229V230H63L62 232H59V230H58V232L57 233H55L54 232V229H56V228H54L52 225H51V229H50V227H49V229L50 230H52L54 233H55V239L54 240H57V241H59L60 242V244H62V245H64V246H68L69 248H70V250H73V249H82V250H84L85 252H88V251H90L92 248L94 249V248H105L106 246H107V242L105 241V238L104 239H102V237H106V234H104V233H102V230H100V227H98L99 226V224H100V222H102V221H106V222H109L111 219H113V218H116L115 217V215L112 213H107V212H103V210H102V212L100 213V214H98L97 215V213L95 214L96 215V217H98V221H95V222H91V223H89V221L86 223V221L85 222H83V219H84V216L87 214V216L86 217H89L90 216V214H91V212H92V215H93V213L95 212V211H97V210H100V209H98L97 208V210H93V206H92V210L93 211H91L89 208L91 207ZM95 205V206H96ZM138 205V204H137ZM149 205H151V203L150 204H148V207H149ZM168 205V204H167ZM46 205H44V207H45ZM54 206V205H53ZM58 206V205H57ZM60 207H61V205H59ZM66 206L67 205H65V208H66ZM98 206V205H97ZM141 206V205H140ZM170 206V205H169ZM176 206V205H175ZM212 206V205H211ZM210 205L208 206V207H210L211 209H214V206H212L211 207ZM223 206V205H222ZM1 207V206H0ZM8 207V206H7ZM56 207V206H55ZM63 207V206H62ZM61 207V208H62ZM78 207V206H77ZM83 207V206H82ZM81 207V208H82ZM153 207V206H152ZM201 207V206H200ZM215 207H217V206H215ZM239 207V208H240ZM4 209H6L5 207H3ZM68 208V207H67ZM130 208V207H129ZM133 209H135V208H137L136 207V204H135V206L134 207H132ZM210 208H208V209H210ZM222 208V207H221ZM220 208V209H221ZM230 208V207H229ZM40 209V208H39ZM47 209V208H46ZM45 209V210H46ZM50 209V208H49ZM49 209L47 210L48 212H49ZM62 209H64V208H62ZM148 208H147V206H144V207H138L137 209H135V210H137V212H139L138 213V218H137V220H132L133 218H132V216L130 217L129 215H126V214H124V216L122 215L121 217L123 218H118L117 217V219L118 220H120L121 219V222H122V224L119 226L120 228H118V229H116V235H120L121 233H123V232H125L128 228H130V227H132V228H136V229H143V230H145L146 232H149V230H150V228H151V225H150V222H151V220H156L155 219V217L154 216H152L153 214H155V213H150V212H148V210H147ZM185 209V208H184ZM201 209H203V208H201ZM207 208L204 210V211H201L200 209V211L198 212L197 211V216H196V214H195V216H196V219L197 220H199L200 219V221L199 222H201V226L199 227L200 228V233H206V230H209V229H207V227L209 228V225L208 224H212L211 223V221H210V219H213V216H216V215H214L213 213H215L214 211H215V209H214V211L213 210H208ZM230 209H232V208H230ZM229 209V210H230ZM234 210H237V209H235V207L233 208ZM42 210H44V209H42ZM42 210L40 211V212H38V213H42ZM44 210V211H45ZM58 210H59V208H58ZM61 210V209H60ZM59 210V211H60ZM79 210V209H78ZM89 210L91 211L90 212V214L89 213H87V212H89ZM150 210V209H149ZM162 212H163V210H165V208L162 210V208L160 209ZM160 210H159V212H160ZM194 210V209H193ZM233 210V211H234ZM240 210V209H239ZM238 210V211H239ZM4 211V210H3ZM50 211H52V210H50ZM71 211H72V209H71ZM87 211V212H86ZM101 211V210H100ZM222 211V210H221ZM228 211V210H227ZM226 211V212H227ZM240 211H242V210H240ZM244 211V210H243ZM242 211V212H243ZM7 212V211H6ZM97 212H99V211H97ZM158 212V213H159ZM161 212V213H162ZM204 212V213H203ZM223 212V211H222ZM231 211H228V213H229V219L231 220V221H235L236 222V220H237V218H241V216H239V217H234V216H232L231 215V213H230ZM5 213V212H4ZM37 213V215L39 216V214ZM44 213V212H43ZM45 213H46V216H48V213L45 211ZM44 213V214H45ZM61 213H63V211H61ZM74 213V212H73ZM161 213H159V216L161 215ZM169 213V212H168ZM189 213V212H188ZM200 213H202V214H200ZM220 213V212H219ZM233 213V212H232ZM238 213H241V212H237V214ZM244 213V212H243ZM5 214H7V213H5ZM44 214H42V216L44 215ZM75 214V213H74ZM157 214V213H156ZM162 214H164V213H162ZM199 214V215H198ZM235 214V213H234ZM245 214V213H244ZM249 214V215H250ZM36 215V214H35ZM37 215L35 216V217H37ZM53 215H54V212H53ZM64 215V214H63ZM63 215H61V216H63ZM66 215V214H65ZM77 215V214H76ZM89 215V216H88ZM91 215V216H92ZM94 215V216H95ZM169 215V214H168ZM202 215V217H203V215L205 216V218H203V220H201L202 218L200 217ZM213 215V216H212ZM7 216V215H6ZM27 216H29V215H27ZM55 216H56V214H55ZM60 215H59V212H58V217H59ZM136 216V217H137ZM157 216V215H156ZM158 216V217H159ZM166 216H167V214H166ZM165 216V217H166ZM225 216V215H224ZM250 216V217H251ZM25 217V216H24ZM157 217V218H158ZM161 217H164L163 215L161 216ZM223 217V216H222ZM222 217L220 218V217H217L216 219H214V220H212V222H213V224H215L216 226H222V223H223V220H222ZM39 218V217H38ZM52 218H55V217H52ZM91 218H93V217H91ZM90 218V219H91ZM135 218V217H134ZM195 218V217H194ZM226 218V217H225ZM228 218V217H227ZM2 219V218H1ZM44 219V218H43ZM46 219V218H45ZM76 219V220H75ZM86 219V218H85ZM88 219V218H87ZM86 219V220H87ZM89 219V220H90ZM116 219V220H117ZM159 219V218H158ZM223 219H224V217H223ZM252 219V218H251ZM3 221H4V217H3V219H2ZM6 220V219H5ZM35 220H36V218H35ZM47 220V219H46ZM46 220H43L44 221V223H46L47 221ZM48 220H49V218H48ZM55 219H53L52 221L53 222H55L54 221ZM59 220V219H58ZM101 220V221H100ZM161 220V219H160ZM160 220H158L159 222H160ZM165 220V219H164ZM227 220V219H226ZM243 220H245V219H243ZM242 220V221H243ZM18 221H20V220H18ZM27 221V220H26ZM30 221H32V219L31 220H28V222H30ZM42 221V220H41ZM46 221V222H45ZM51 221V220H50ZM63 221H64V216H63ZM135 221V222H134ZM170 221V220H169ZM229 221V220H228ZM230 221V222H231ZM21 222V221H20ZM33 222V221H32ZM39 222V221H38ZM58 222V221H57ZM62 222V221H61ZM120 222V221H119ZM134 222V223H133ZM156 222V221H155ZM155 222H154V224H155ZM158 222V223H159ZM168 222V221H167ZM210 222V223H209ZM97 223V224H96ZM110 223V222H109ZM152 223V222H151ZM157 223V224H158ZM161 223V222H160ZM234 223V222H233ZM17 224V223H16ZM23 224V223H22ZM31 224V223H30ZM40 224V223H39ZM62 224H64V223H62ZM79 225V224H82V226H83V228H84V226L86 225H89L90 227H88L89 229H88V232L90 233L89 235V237L87 238V239H84L83 237H81L80 235H77V237L74 235L76 232L78 233V231H75L74 232V230H76L77 228H76V225ZM96 226H95V225ZM153 224V223H152ZM231 224V223H230ZM238 224H240V223H238ZM238 224H236V223H234V225H238ZM20 225V224H19ZM47 224H45V226H46ZM53 225H55V226H57V224L55 223V224H53ZM65 225V224H64ZM64 226V229H66L65 227H67V226ZM78 225H77V227H78ZM156 225V224H155ZM155 225L153 226V227H155ZM200 225V224H199ZM241 225H242V223H241ZM6 226V225H5ZM29 226V225H28ZM27 226V227H28ZM31 226V225H30ZM39 226V225H38ZM95 226V227H94ZM159 226H160V224H159ZM224 226V225H223ZM227 226V225H226ZM246 225H244L243 227H245ZM0 227H1V225H0ZM52 227H53V229H52ZM61 227H62V225H61ZM231 227V226H230ZM236 227V226H235ZM256 227V226H255ZM30 227H28V229H29ZM78 228H80V227H78ZM82 228V229H83ZM158 228V227H157ZM20 229H22V227L20 228ZM26 229V228H25ZM28 229L26 230V231H28ZM30 229H32V227L30 228ZM34 229V228H33ZM48 229V230H49ZM81 229V230H82ZM86 229V228H85ZM85 229H83V230H85ZM131 229V228H130ZM135 229V230H136ZM153 229V228H152ZM152 229H151V231H152ZM159 229V228H158ZM164 229V228H163ZM190 229V228H189ZM223 229V228H222ZM221 229V230H222ZM35 230V229H34ZM38 230H40V229H37V231ZM82 230V232H84ZM166 230V229H165ZM234 229H232V231H233ZM243 230V229H242ZM26 231H25V233H26ZM33 231V230H32ZM31 231V232H32ZM41 232H39L40 234H42L45 230H43V232H42V230H40ZM64 231H66V232H64ZM155 228H154V230H153V233H155ZM194 231V230H193ZM223 231V230H222ZM235 231V230H234ZM248 231V230H247ZM20 232H21V230H20ZM34 232V231H33ZM48 232H50V231H48ZM81 231L79 232L80 234L82 233ZM159 232V231H158ZM214 232V231H213ZM236 232V231H235ZM241 232V231H240ZM244 232V231H243ZM246 232V231H245ZM244 232V233H245ZM256 232V233H257ZM22 233V232H21ZM20 233V234H21ZM28 233H29V231H28ZM38 232L36 233L37 234V236L39 235L40 236V234H39ZM53 233V234H54ZM78 233V234H79ZM126 233V232H125ZM135 233V232H134ZM211 233V232H210ZM218 233V232H217ZM216 233V234H217ZM229 233H230V231H229ZM237 233V235H238V232H236ZM253 233V232H252ZM31 234V233H30ZM29 234V235H30ZM36 234H34V236H36ZM51 234V233H50ZM149 234V233H148ZM207 235H210V234H208V232L206 233ZM215 233H214V236L216 235ZM221 234V233H220ZM224 234V233H223ZM235 234V233H234ZM239 234H241V233H239ZM251 234V233H250ZM23 235H24V233H23ZM28 235V236H29ZM82 235V234H81ZM125 235V234H124ZM150 235V234H149ZM212 235H213V233H212ZM219 235V234H218ZM242 235H243V233H242ZM246 235H248V232H247V234ZM253 235H256V234H253ZM258 235H260V234H258ZM32 236V235H31ZM42 236V235H41ZM45 236V238H43V236H42V240L43 239H47V238H49V236H50V238L49 239H51V237L53 236H51V235H49L47 238H46V235H44ZM123 236V235H122ZM156 236H158V234L156 235H152V237H156ZM211 236V235H210ZM226 236V235H225ZM227 236H232V234H229V235H227ZM234 236H236V235H233V237ZM251 236H252V234H251ZM25 237H26V235H25ZM24 237V238H25ZM132 237V236H131ZM213 237V236H212ZM211 237V238H212ZM218 237V236H217ZM217 237L215 236V237H213V238H216L217 239ZM221 237H223V236H221ZM220 237V238H221ZM233 237L231 238V239H233ZM236 237H238V236H236ZM236 237H234V238H236ZM246 237H248L249 238V236H246ZM261 237H263V240L262 241H264V235H262ZM22 238V237H21ZM28 238V237H27ZM31 238V237H30ZM29 238V239H30ZM36 238V237H35ZM210 238V239H211ZM219 238V237H218ZM244 238V237H243ZM40 239V238H39ZM228 239V238H227ZM10 240V239H9ZM31 240V239H30ZM33 240V239H32ZM37 240V239H36ZM41 240V239H40ZM41 240V241H42ZM214 240V239H213ZM236 240V239H235ZM17 241V240H16ZM37 241H39V240H37ZM36 241V242H37ZM47 241V240H46ZM46 241H44V244H45V242ZM212 241V240H211ZM218 241V240H217ZM222 241H223V238H222ZM231 241V240H230ZM237 242H238V240H236ZM247 240H245V242H246ZM257 241V240H256ZM48 242V241H47ZM46 242V243H47ZM134 242V241H133ZM215 242V241H214ZM224 242V241H223ZM228 242V241H227ZM253 242V241H252ZM252 242H251V244H252ZM258 242V241H257ZM37 243H41V242H37ZM36 243V244H37ZM49 243V242H48ZM48 243H47V246H48ZM113 243V242H112ZM111 243V244H112ZM211 243H213V242H211ZM230 243V242H229ZM233 243V242H232ZM244 243V242H243ZM248 243V242H247ZM264 243V242H263ZM262 243V244H263ZM33 244H34V241H33ZM53 244V243H52ZM110 244V245H111ZM213 244H216V245H214V246H216V248L214 249L215 251V254H216V257L218 258V259H220L221 261L220 262H222L223 264H239V262L236 260L237 259V257H234V256H231L230 255V252L232 253V251H229L228 252V250L225 252L223 249H221L222 247H220V245L216 242V243H213ZM221 244H222V242H221ZM231 244V243H230ZM236 242H235V244H234V247L236 246ZM238 244L240 245V244H242V243H240V242H238ZM246 244V243H245ZM249 244V243H248ZM56 245H58V244H56ZM239 245H237V246H239ZM255 245V244H254ZM264 245V244H263ZM263 245H261V246H263ZM46 246V247H47ZM228 246V245H227ZM241 246V245H240ZM240 246H239V248H240ZM242 246H243V244H242ZM242 246H241V248L240 249H242ZM247 246V245H246ZM250 246V245H249ZM49 247V246H48ZM47 247V248H48ZM109 247V246H108ZM245 247V246H244ZM243 247V248H244ZM252 247H253V245H252ZM264 247V246H263ZM263 247H261V248H263ZM50 248V247H49ZM220 248V249H219ZM233 248V247H232ZM236 248L237 247H235V249L233 250V251H235L236 250ZM239 248L237 249V251L239 250ZM250 248V247H249ZM52 249V248H51ZM244 249H246V247L244 248ZM253 249V248H252ZM251 249V250H252ZM255 249V248H254ZM257 249V248H256ZM50 250V249H49ZM54 250H56V249H54ZM54 250H52V251H54ZM105 250V249H104ZM103 250V251H104ZM141 250V249H140ZM206 250V249H205ZM223 250V251H222ZM261 250V249H260ZM263 250V252H264V249H262ZM262 250L260 251V252H262ZM51 251V250H50ZM57 251V250H56ZM56 251H54V252H56ZM61 251V250H60ZM92 251V250H91ZM101 251H102V249H101ZM106 251V250H105ZM236 251V252H237ZM241 251V250H240ZM255 251V250H254ZM254 251H252L253 253H254ZM242 253H245L244 252V250L243 251H241ZM256 252H257V250H256ZM256 252H255V255H258L260 252L258 251V253L256 254ZM263 252L261 253V255L263 254ZM97 253H98V249H97ZM213 253V252H212ZM249 253H250V251H249ZM252 253V254H253ZM54 254V253H53ZM215 254H214V256H215ZM95 255V254H94ZM187 255V254H186ZM213 255V254H212ZM250 255V254H249ZM56 256L58 257V255H57V253H56ZM61 256V255H60ZM68 256V255H67ZM98 256H99V254H98ZM97 256V257H98ZM101 256V255H100ZM244 256V255H243ZM254 256V255H253ZM264 256V255H263ZM62 257V256H61ZM65 257V256H64ZM53 258V257H52ZM92 258V257H91ZM96 258V257H95ZM94 258V259H95ZM136 258V257H135ZM138 258V257H137ZM136 258V259H137ZM236 258V259H235ZM239 258H241V257H239ZM239 258H238V260H239ZM260 257H259V255H258V257L256 256V258H254V257H252V259H256V260H253V264H255V261H257V259H259ZM67 259V258H66ZM99 259V258H98ZM102 259V258H101ZM104 259H105V257H104ZM134 259V258H133ZM217 259V260H218ZM242 259H244V258H242ZM251 259V258H250ZM264 259V258H263ZM58 260H59V258H58ZM65 260V259H64ZM64 260L63 259H61V261H62V264H67L68 262H70V261H66V262H64ZM114 260V259H113ZM112 260V261H113ZM138 261H139V259H137ZM142 260V259H141ZM207 260V259H206ZM241 260V259H240ZM249 260V259H248ZM133 261V260H132ZM135 261V260H134ZM143 261V260H142ZM241 261H243L244 262V260H241ZM259 261V260H258ZM2 262H3V260L1 259L0 260V264H2ZM44 262V261H43ZM59 262V261H58ZM57 262V263H58ZM117 262V261H116ZM141 262V261H140ZM246 262V261H245ZM248 262V261H247ZM250 262H251V260H250ZM60 263V262H59ZM87 263V262H86ZM114 263V262H113ZM137 263H139V262H137ZM144 263V262H143ZM259 264H260V262H258ZM262 263V262H261ZM43 264V263H42ZM48 264V263H47ZM61 264V263H60ZM107 264V263H106ZM115 264V263H114ZM117 264V263H116ZM119 264V263H118ZM133 264H134V262H133ZM136 264V263H135ZM241 264V263H240ZM256 264H257V262H256Z\"/></svg>",
  "mask_w": 264,
  "mask_h": 264
}]
</instances>
